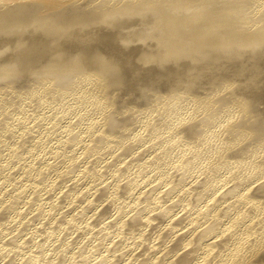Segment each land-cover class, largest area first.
Wrapping results in <instances>:
<instances>
[{
	"label": "bare ground",
	"instance_id": "bare-ground-1",
	"mask_svg": "<svg viewBox=\"0 0 264 264\" xmlns=\"http://www.w3.org/2000/svg\"><path fill=\"white\" fill-rule=\"evenodd\" d=\"M29 80L32 82L36 80L33 83L35 85H37V86H34V88L36 87V89H39L38 92H36L37 97H38V93L41 89L44 92L52 89V87H54V89H55V86L59 85L62 81H64L65 87L62 91H63L65 97H67V95H70L71 93H74V92L76 94L81 95V97H82V95H84V97L85 96L87 97L85 100H84V98H82L80 100L77 97H74V95H72V97H73L72 100L74 98H77L75 100L76 101L75 103H77L78 100H80V101L83 100V101H85V103H80L81 106H83L82 104H84V105H86L87 108H89V110L91 109L90 114H89V110H87V108L85 107V110H87L88 114L90 115L89 119H87L88 116L86 117V119L89 122H93V123L97 122V123L93 124V123H88L87 121L84 120L85 122H83V123H88L91 125L92 124L98 125V129H97L98 133L102 131L101 129H105V130L107 129L106 131H108V132L110 131L109 136H111V134L114 136L115 135L117 136L118 134L121 133L119 135V137H121V139L126 137L125 142L132 141L133 139L134 140L138 139L140 135L143 137L142 133L140 134L139 131H137V129H140L141 127H139V126L136 127L137 125L134 126L135 124H133V121L136 120V118L138 117V114L140 113L137 110V107L139 109L140 106L134 107L132 109L133 105L129 106L128 102L130 103V101L127 98V101H128L127 102L125 100L126 99L125 97H127V96L129 97V95H133V96H136V98H135L136 101L140 98V103L142 102V99L146 102L148 101V103H149V101L152 103L151 100H154V97H155V99H158L157 95L160 92H158L157 95L152 96V94L153 93L156 94V92L158 90L161 91L163 88H169V90L171 88L172 89L171 91H173L174 89L175 90H177V89L181 90L179 92L177 91L178 92L177 94H180V95H178V98H180L181 94H183V93L185 94V97L188 98L187 99L184 97V95H182L183 98L187 99L183 103L184 111L181 110L182 112L177 113L178 109L180 111V107L178 109L176 108L177 112H174L176 114L174 116H172L171 119L168 118L170 121H167V120L164 121V119L167 116H165V118L163 120L160 118L157 119V120L160 119L161 120L160 122L164 121L165 123H168L167 125H163L165 127L162 129V131H165V132L167 131L166 134L169 135L168 136L169 139H171L173 142L172 153L169 154L168 157L165 156L166 158L164 156H161V157H163L162 159L165 158L166 162H169V164L172 166V167L169 166L170 168H173V165L180 166L179 163L181 164L183 162V159L187 158V157L184 158V156L187 155V152H189L190 149H192V150H190V152L191 151L195 152V149H193V148L197 147V145L199 146L203 142L202 140H201L202 142H200V139H198L199 142L197 141V139L195 140V138H196L195 135L200 133L201 131H203L208 126L210 129L208 130V132L203 134L204 142L208 144L207 149L203 148V149H205V153L202 154L204 152L203 151L200 154V151L203 150V149H201L202 147H205L207 145H204V146L201 145L202 147L199 146L201 149L198 151L199 153L196 152L197 157H195V159L190 158L188 160V162L186 161L187 163H184L188 166L187 167L188 170L191 167L193 169L194 167L200 166V167L204 168V170H202V171H205V170H207V168H208L207 166H209V164L213 161V159H216L217 157L220 159V162H218V163L220 164L221 167H217V169H216L217 170L216 173H218V172L220 173V176H221L220 181H217V178H216L217 175H216L215 178H216L217 182L214 179V181H212L210 183L208 182L209 184L208 183L205 184V182H200V183L198 182L197 184L194 183L195 184V185L193 184L195 186L194 192H193V190L192 191L189 190V188H191V187H188V185L186 187L190 191L189 196L187 198L188 202H190L192 200H196L195 198H205V195L210 188H213V189L216 188V190H220L217 188H221V187L223 188L222 184H227L230 181L231 177L233 176V175L231 176V174H232L231 169H233V167H235L234 164H236V162L239 161V163H240L241 159H243V158L245 160L247 159L246 162H244V159H243V162L247 163V166L249 168H251V170H253L252 168L256 169V166L258 169V166L260 165L261 161L263 160V159L262 160L259 159L258 156H259L260 152L263 151V153H264V0H0V85H3L0 87V89L2 87L9 86L10 84H13V83L20 84L19 82H22V83L26 84V82H28ZM36 82H39V83L36 84ZM33 83L31 84V82H30L31 85H33ZM67 83L68 84L70 83L71 87H72V84L77 85V83H78L81 85H78L77 88H73V89L71 88V90H69V88H67V86H68ZM13 85H15V84H13ZM21 85H23V84H21ZM21 85H19L18 88L16 86V88L19 89L21 87ZM26 85H25V87H26ZM64 85L62 84V86H64ZM125 85H126V87H125V89H123ZM10 87L12 89L13 86L11 85ZM22 87H23V90H25L24 86H22ZM74 87H76V86H74ZM16 88L14 89L15 90L14 92L17 91ZM31 88L32 87L28 86V89H31ZM194 89H195V91H194ZM197 89L200 90L201 92L199 93V91H197ZM206 89L209 90L208 93L205 92V91H207ZM2 90H3V88H2ZM5 90L7 91L8 89L5 88ZM23 90L21 92L25 93V91H23ZM56 90H54V91L56 93L58 92V94L60 93L59 91H61V90H59V88L57 91ZM114 90L120 91L121 97H120V95H119V97H117V95L120 92H117V95H116L115 94L116 92H114ZM203 90H205V91L203 92ZM12 91L13 90H11V91L9 90L7 93L12 92ZM35 91H37V90H33L32 92L31 91L30 92L33 95V94H35ZM54 91H53V94H54ZM153 91H156V92H153ZM196 91L198 93H195ZM2 92H4V90ZM17 92L19 93V91H17ZM47 92H50V91H47ZM51 92H50V94H51ZM31 93H30V95H31ZM201 93H202V96H201ZM25 94L27 95V93H25ZM114 94H115V96H114ZM190 94L192 96H190ZM2 95H3V93H2ZM52 95H51V97H52ZM188 95H189V97H188ZM138 96H139V98L137 99ZM5 97H6V95H5ZM23 97H25V95H23ZM27 97H28V95H27ZM33 97H34V95H33ZM43 97H44V95H43ZM55 97H56V95H54V97H52V98L56 99ZM70 97H71V95H70ZM164 97H165V95H164ZM164 97H161V98H164ZM170 97L173 98L174 102L175 101L179 102L180 100H182V101L184 100L182 97H181L182 99H180L179 101L174 100V98L176 97L175 93L173 94V96H170ZM14 98H17V97H15V95H14ZM57 98H58V95H57ZM62 98L63 97H61L60 99L62 100ZM178 98H175V99H178ZM29 99H30V97H29ZM36 99H35V101H36ZM41 99H43V98H40V100ZM165 99H166V97H165ZM189 99H192V100L189 101ZM56 100L59 101L58 99H56ZM61 100L59 102H62ZM66 100H67V98H66ZM224 100L227 101V103L229 102L228 105H227V103L224 104V105H226L225 106L226 108L227 107L231 108V109H227L228 111L225 112L222 109H220V107L218 109H213L215 111L210 109L212 107H208L207 109H210V110H208L207 112L205 111L206 110L205 108L207 106H211V104L213 106V104L215 105V104H217V102L224 101ZM233 100H234V102L230 103ZM26 101L28 102V100H26ZM124 101H126V102H124ZM168 101H169V99H168ZM182 101H180V102H182ZM187 101H188V103H187ZM198 101H199V104H197ZM27 102H26V105H28ZM32 102H33V100H32ZM65 102H68V101H65ZM170 102H171V100H170ZM12 103H14V102H12ZM55 103L57 104V102H55V100H54V104ZM69 103H71V102H69ZM78 103L76 105L80 106V104H78ZM151 103H150V105H151ZM160 103H158V104H160ZM169 103H167V104H169ZM60 104H62V103H60ZM68 104H67V106H68ZM73 104H74V102L72 103V105ZM142 104H144V103L142 102ZM142 104H141V108H144L146 103L144 104L143 107H142ZM173 104L171 103L172 107H173ZM23 105H25V104L23 103ZM137 105H139V103ZM162 105L160 107L159 106L158 107L163 108ZM42 106H44V105H42ZM57 106H58V104H57ZM62 106H63V104L59 107L64 108ZM74 106H75V104H74ZM79 106H78V108L80 109L81 107H79ZM218 106H221V105L220 104L217 106L215 105V108H217ZM174 107H175V105H174ZM22 108H24V106ZM61 108H60V111H62ZM69 108H71V106ZM82 108L84 110V107H82ZM156 108H154V109H156ZM221 108H224V107H221ZM7 110H8V108H7ZM26 110H28V109H26ZM55 110L56 109H54V111ZM71 110L69 111V113L71 112ZM76 110H78V109H76ZM140 110H142V109H140ZM143 110H146V109L144 108ZM149 110H150V107L148 108V111ZM167 110L169 111V108H167L165 111H167ZM65 111L68 112V110H65ZM78 111H80V110H78ZM13 112H11V113H13ZM143 112L145 114V111H143ZM143 112H141V113H143ZM147 112H146V114H147ZM153 112L154 111H152V113ZM160 112H162V111L160 110ZM1 113H2V111H1ZM75 113H78V112H75ZM83 113H80V115L81 114L83 115ZM154 113H156V112H154ZM58 114H60V113H58ZM144 114H142V115H144ZM169 114H170V112H169ZM216 114H217V117L215 118L216 119V122H215L213 120H215L214 117L216 116ZM17 115H18V113H17ZM41 115H38V116H41ZM163 115H165V114H162V117L161 116H159V117L163 118ZM18 117H20V116H18ZM3 118H5V117H3ZM7 118L8 117H6V119ZM11 118H9V119H11ZM65 118H66V116H65ZM74 118H73V120H74ZM83 118H85V117H83ZM153 118H152V116H150V119H153ZM6 119H4V120H6ZM18 119L15 118L14 121L18 120ZM66 120H64V121L66 122ZM7 121L9 122L8 119H7ZM14 121H13V123H14ZM18 121H19V123H21L20 119ZM18 121H16V122L18 123ZM26 121H28V120H26ZM75 121H76V119H75ZM78 121L80 122V120H78ZM212 121L215 123L213 124ZM42 122H43V120H42ZM79 122L77 123V125H80ZM164 122H162V123H164ZM69 123H71V121ZM1 124H2V122H1ZM1 124H0V126H1ZM4 124L6 125L5 121H4ZM59 124H61V123H59ZM71 124H72L71 125V127H72L75 123L73 122ZM150 124H151V121H150ZM62 125H65V124H62ZM142 125L144 126V124H142ZM11 126H12V123H10V129L12 128ZM59 126L57 127V130H58ZM3 127H6V126L2 125V127H0V128L2 129ZM7 127H9V125ZM7 127H6V129H7ZM61 127H63V126H61ZM64 127L66 128V126H64ZM87 127H88V125H87ZM89 127H91V126H89ZM151 127L153 128V126H150V129H151ZM70 128L68 127V130ZM145 128H146V126H145ZM1 129H0V133H2ZM12 129L16 130L15 128H12ZM21 129H23V128H21ZM35 129H38V128H35ZM45 129L47 131L48 127ZM50 129H48V130L50 131ZM55 129H56V126H55ZM75 129H78V126ZM99 129H100V131H99ZM23 130H25V129H23ZM64 130L66 131L67 129H64ZM2 131H4V128ZM18 131H19V129H18ZM27 131H25V133ZM51 131H54V130H51ZM71 131H72V128H71ZM94 131L95 130H93V132L91 130L88 131V133L90 132L89 133L90 136L88 135V133L86 131L84 133L85 134L87 133V135L89 137H91V139L95 137L94 136L95 134H97V137H100V139L102 138L101 140H103V138H105V136L107 137V135L105 133H102L104 131H102L101 134H99V136H98V133H95ZM140 131H142V130H140ZM4 132L2 134H4ZM15 132H17V130ZM15 132L13 131L11 133H13L14 136L17 133H19V132H17V133H15ZM21 132L22 131H20V133ZM59 132H60V130H59ZM78 132L80 133V129H78ZM108 132H106V133H108ZM143 132H145V131H143ZM149 132H151V130ZM158 132H159V130H158ZM40 133L38 135L37 134L36 135L42 136V133L41 134ZM60 133H63V132H60ZM122 133L125 134L124 135L125 137H122L123 136ZM155 133H157V132H155ZM46 134H47V132H46ZM58 134L59 133H57L56 136ZM65 134H66V132H65ZM65 134H63V135H65ZM68 134L69 133H67L66 135H68ZM137 134H138V137H133V136H136ZM146 134H145V136H146ZM152 134H153V132H152ZM71 135L74 136L73 134H71ZM75 135L77 136L78 134H75ZM79 135H81V134H79ZM147 135L149 136L150 133ZM164 135H165V133H164ZM167 135H166V137H167ZM12 136L10 137V139L12 138ZM27 136H28V134H27ZM72 136H71V138H72ZM148 136H146V137H148ZM155 136H153V137H155ZM2 137H3V139H4V137L8 138L6 136V134L2 135ZM2 137H1V139H2ZM33 137H35V135H33ZM65 137L66 136H64V138ZM131 137H133V139H131ZM149 137L151 138L152 136H149ZM168 137L166 139H168ZM25 138L27 139V137H25ZM25 138L22 137V139H23L22 142H24V143H25V141H24ZM36 138H38V137H36ZM68 138L71 139L69 136L67 137V139ZM76 138L77 137H75L74 140ZM81 138L79 139V141L81 140ZM111 138H113V137L111 136ZM114 138H116V137H114ZM128 138H130L131 140ZM3 139H2V141H3ZM14 139L15 138H13L11 140H14ZM20 139H21V137H20ZM42 139H44V138H42ZM42 139H40V140H42ZM67 139H65V140H67ZM98 139L99 138H97V140ZM107 139L109 140V137ZM117 139H118V141L121 140L120 138H117ZM7 140H9V139H7ZM49 140H50V138H49ZM74 140H72L71 144H75V143H73ZM93 140L94 139H92V141ZM101 140H99V141L101 142ZM104 140H106V139H104ZM122 140H121V145H124ZM134 140L132 142L133 145H134ZM158 140H160V139H158ZM158 140H155V141L157 142ZM15 141H16V139H15ZM54 141H55V143L57 142L56 140H54ZM75 141H76V143L79 142L78 140H75ZM136 141H135V144H136ZM140 141H141V139H140ZM33 142L35 143L36 140ZM40 142L37 144L40 145ZM42 142H45V141L42 140ZM69 142H67V143H69ZM80 142H81V146H84L85 150H87L89 148L91 149L93 147L95 148V146H93L94 144H96L95 142H94V144L92 142L93 145L91 144L93 147L89 146V148L87 147V149L85 146H87L90 143L89 140L87 141L88 144L86 142L83 143L84 140H83V142L82 141H80ZM100 142L98 144H100ZM11 143H14V142H11ZM50 143H51V141H49V144ZM63 143L64 142H61V144H63ZM82 143L87 144V145H82ZM119 143H120V141H119ZM119 143H118V145H119ZM164 143L163 142L158 143V145L159 144L163 145ZM237 143H238V145L236 147ZM254 143L256 144L255 147H251L252 144H254ZM2 144H4V143H2ZM5 144H7V143H5ZM26 144H27V142H26ZM42 144L43 143H41V145ZM56 144H58V143H56ZM56 144L54 145V147L56 146ZM61 144H60V147H61ZM170 144H171V142H170ZM31 145H33V144H31ZM51 145H53V143ZM106 145H105V149H106ZM121 145H120V147H121ZM128 145H129V143L127 144V147H128ZM7 146H8V144H7ZM19 146H20V144H19ZM98 146H97L96 150L98 149ZM100 146H102V145H100ZM130 146L131 145H129V147ZM16 147H14V148H16ZM60 147H58V148H60ZM77 147H78V144L76 145L75 152L77 150ZM103 147H104V143H103ZM107 147H108V145H107ZM122 147H124V146H122ZM134 147H136V146H134ZM134 147L132 148L133 150H134ZM138 147H139V145H138ZM11 148H13V147H11ZM41 148H42V152H43L44 149H43V147H41ZM94 148L91 150H94ZM125 148H126V145H125ZM131 148H130V150H131ZM161 148L163 149V147H161ZM51 149L52 148H50V150ZM67 149H69V148H67ZM144 149H146V148H144ZM20 150H21V148H20ZM25 150H27V149H25ZM36 150L37 149H35V151ZM50 150H48V151H50ZM57 150H55V152ZM85 150H83V151H85ZM248 150H250V154H247V152H249ZM71 151H73V150H71ZM95 151H93V152H95ZM97 151H99V149ZM101 151H99V152L101 153ZM103 151H104V149H103ZM107 151H108V149H106V152ZM112 151H114V148ZM3 152H5V151H3ZM17 152H19L18 149H17ZM17 152L14 151V153H16V154H17ZM25 152H27V151H25ZM38 152H39V150H38ZM44 152H46V151H44ZM75 152H73V153H75ZM78 152H81V150ZM85 152L87 153L86 155L88 157L92 153L91 152L88 155L89 152H87V151H85ZM99 152H98V154L96 153L97 156L98 155L102 156L103 153L99 154ZM143 152H145V151L143 150ZM159 152L160 151L158 148V153ZM31 153H32V150H31ZM33 153L35 154V152H33ZM46 153H48V152H46ZM62 153H64V152H62ZM65 153L68 154L67 152H65ZM116 153H115V155L118 156L119 154L118 153L116 154ZM158 153H155V158H156V155ZM161 153H163V152H161ZM193 153H191V154H193ZM2 154H4V153H2ZM51 154H49V155H51ZM107 154H110L111 157L113 155L109 152H107ZM70 155L73 156L74 154H70ZM86 155H85V157H86ZM106 155L103 158H106ZM146 155L144 156L145 158H147ZM165 155H167V154H165ZM193 155H195V153ZM260 155H262V154H260ZM0 156H2V155H0ZM68 156H69V154H68ZM101 156H99V160H100ZM75 157H76V155H75ZM83 157H82V159H83ZM85 157H84V159H85ZM113 157H114V155H113ZM121 157H122V153H121ZM149 157L151 158V156H149ZM159 157H157V158H159ZM188 157H190V156H188ZM7 158H8V156H7ZM48 158H50V157H48ZM69 158H71V157H69ZM69 158H67V159H69ZM78 158H80V156ZM78 158L76 157L77 160H78ZM116 158H115V160L112 158L115 161V163L113 162L114 164H116V160L118 159V158L117 159ZM145 158H144V160H145ZM150 158H149L148 164H150ZM152 158H151V160H153ZM11 159H13V156ZM76 159H73V160H76ZM159 159H161V158H159ZM79 160H81V159H79ZM161 160H159V161H161ZM218 160H216V161H218ZM36 161H38V160L36 159ZM71 161L69 163H72ZM121 161H123V160H121ZM146 161L148 162V160H146ZM12 162H14V161H12ZM47 162H48V160H47ZM55 162H56V160H55ZM87 162H89V161H87ZM137 162L140 163V161H137ZM152 162L156 163L157 161L155 162L153 160ZM6 163H7V165H9L8 162H6ZM154 163H153V166H154ZM59 164L61 165V163H59ZM121 164H122V162H121ZM148 164H147V166L145 164V166L147 168H148V166H151ZM163 164L161 165V167L163 166ZM7 165H4V167L5 166L7 167ZM67 165H70V164L67 163ZM67 165L65 168H67ZM83 165H84V163H83ZM100 165H102V164H100ZM141 165L143 166L144 164H141ZM158 165H160V164H158ZM30 166H32V164ZM45 166H46V164H45ZM57 166H59V165H57ZM84 166L88 167V169H89L88 165L85 164ZM123 166H124V164H123ZM123 166H121V165L119 166L120 170H121V167H123ZM145 166H143V167L145 168ZM241 166H244V164L242 163ZM34 167H36V165ZM40 167L42 168V166H40ZM46 167H48V165ZM46 167H44L42 169H46ZM55 167L53 169H55ZM79 167H81V166H79ZM96 167H97V165H96ZM155 167L157 168V166H155ZM182 167H183V165L181 166V168ZM240 167H237V168H239V170L242 171V169H240ZM244 167H246V166H244ZM261 167H264V166L261 165ZM65 168H64V170H62V172L60 174H62L65 171ZM68 168H70V167H68ZM185 168H186V166H185ZM187 168L185 169L186 171H187ZM211 168H209V169H211ZM7 169H9V168H7ZM58 169H60V166ZM74 169H76V168H74ZM83 169H87V168H83ZM136 169H137V167H136ZM245 169H247V168H245ZM71 170H69L70 172L67 170V172H69V174H71ZM91 170H93V169H91ZM94 170H95V168H94ZM96 170H97V168H96ZM149 170H151V169H149ZM12 171H14V170L12 169ZM47 171H49V170H47ZM84 171L87 172V170H84ZM152 171H151V173H152ZM154 171L156 172L157 170H154ZM154 171H153V173H154ZM161 171L159 173L163 172V171L162 172ZM165 171H167L166 168H165ZM192 171H190V172H192ZM202 171H201V173H202ZM253 171H255V170H253ZM8 172H9V170H8ZM80 172H81V170L79 171V173ZM167 172H169V171H167ZM167 172H166V174H167ZM172 172H174V171H172ZM190 172H189V174H190ZM205 172H207V171H205ZM30 173H31V171H30ZM58 173H59V171H58ZM72 173H74V172L72 171ZM79 173H77V174H79ZM177 173L175 175H178ZM238 173H240V171H238ZM255 173H257V175L255 174L256 176L252 180L248 181L247 184H245L246 186L244 187V189H242L241 192L239 193V195L234 197L233 200L230 197V193L233 192V189L235 187L238 188V186L242 182L245 183L246 181L244 182V180H247V178H245V176H241L240 174H236V176L237 175H240V176H238L236 182L233 183V185L231 186L232 188L227 189L226 192H223L222 195L220 193H218L222 196V199L224 198L223 200L221 199L222 201L220 200V198H219L220 202H216V203L211 200L214 196L217 195L218 191H216V190H215L216 193L210 192L208 194V196L206 195L207 198H205L206 200L202 202L203 205L204 204L206 205L208 203L213 202L212 203L213 206L208 210L209 214H208L207 220L205 218L203 220L202 219L197 220V219H199L197 217V215H199V212L195 216L192 214L193 212L192 213L189 212L193 216V217L190 216V217H192L190 219V221L188 219H186L187 217L186 218L184 217L185 215L183 212L182 213L184 216H182V214H180V216H176L178 210L174 213L172 212V210L176 209V207H179V205L178 206H177V204L171 205L170 204L171 200H169L170 197H169V199H168V197H166V199L169 200L168 201L169 205H167L168 204L167 203L166 204L167 206L163 205L167 201L166 202L164 201L165 203H162L163 201L161 202L159 200L162 203L163 207L158 209V207H160L161 204L157 203V205H155V207H153L156 210H153V208L148 210L146 207L147 211L146 210L144 211V210L140 209L141 207H139L138 209H140V210L134 212L133 214L130 212L132 214V216L129 215L130 218H128L129 216H127L126 219H124L126 217L125 213H127V215H128V212L121 213L123 215L125 214L124 215L125 217L123 216V219H122V220H124V223L120 221L123 224V227H126L128 223H129L128 227H130L131 224H133L134 228L136 230V234L142 233L141 231H143L144 228H146V227H142V225H144L143 224L144 222H149L148 221L149 219H151V221H152V219H155L159 216H162L163 218L165 216L166 217L169 216L168 222L172 223L173 221H175L174 223H176V224H174V227H172L173 224H171L170 228L165 227L166 224H168V222L166 221L167 223L165 224L164 227L166 229L168 228V231L163 227L165 231H163V229H162L163 232L160 231L159 233H157L158 238L159 237L162 238L159 235L162 233L165 235H172V237H170V238L166 237V239L156 240L157 242H156V244L154 243V247H151L153 245V243H151L153 240L152 241L148 240V241H150L149 245H151V246L143 245V246H145V248H143V249H145L144 250L145 253L142 252L143 249H141L143 246H141V248H139L140 250H142L140 253L139 249H137L139 247V245H137L135 247L133 245L134 243H132V245H133V247H135V249L131 248L132 247L131 245H130L131 247L130 248L127 247L126 250H123L124 248L121 249L123 251L119 252V255L122 258H120L119 260L116 258L118 262L116 261L117 263H111V264H264V216H262V214H261V212L264 211V197H263L264 195H261L260 198H257L259 196V194H264V179L261 181L259 180V182L256 184V186H254L255 180L264 176V168L258 170L257 172L255 171ZM6 174H8V173H6ZM21 174H23V173H21ZM54 174H56V173H54ZM108 174H110L109 171H108ZM148 174L150 175V172ZM162 174H164V173H162ZM192 174L193 173H191V175ZM234 174H235V172H234ZM242 174L244 175V173H242ZM32 175H34V174H32ZM72 175H71V178H72ZM74 175H73V177H74ZM53 176H55V175H53ZM159 176H161V175H158V178H159ZM172 176H173V174H172ZM204 176H203V178H204ZM211 176H210V178H211ZM14 177H16V176H14ZM14 177H12V178H14ZM33 177H30V178H33ZM40 177H42V176H40V174H39L38 179H40ZM122 177H123V175H122ZM136 177H137L136 175L133 177V181L134 180L136 181ZM164 177H166V175ZM167 177H169V176H167ZM174 177H175V179L176 178L179 179V175L177 177L176 176H174ZM174 177H173V179H174ZM6 178H9V175L6 176ZM25 178H26V176L24 177V179ZM51 178L52 177H50L49 179H51ZM71 178H70V180H71ZM74 178H76V177H74ZM118 178L119 177H117V179ZM188 178H189V176H188ZM194 178H196V176H194ZM207 178H209V177H207ZM207 178L205 177V179H207ZM232 178H234V177H232ZM0 179H2V178H0ZM16 179L20 180V178H17V177H16ZM33 179H29V180H33ZM108 179H110V178L108 177ZM173 179L171 180L172 182L174 181ZM200 179H202V178L200 177ZM11 180H13V179H11ZM43 180L44 179H42L41 181L43 182ZM54 180H53V182H54ZM59 180H61V179H59ZM76 180H77V178H76ZM27 181H28V179H27ZM45 181L47 182V179ZM71 181H73V180H71ZM71 181H69V182H71ZM109 181L111 182V180H109ZM179 181H180V179L178 180V182ZM32 182H34V181H32ZM73 182H75V181H73ZM84 182H86V180ZM108 182L106 184L109 185L110 182L109 183ZM19 183H21V182H19ZM19 183L17 181L16 186H18ZM43 183L41 185H43ZM123 183L124 182L123 181L121 182V179L119 181H116V183L114 185L115 189L113 190L112 194L114 193V191H116V188L117 189L119 188L117 190V191H119L122 189V188L120 189V187H122V186L124 187V185L125 186L127 185L126 183L125 184H123ZM131 183H132V180L129 184H131ZM169 183L170 182L168 181L167 184H169ZM176 183L173 182L174 185H176ZM36 184L38 185V183H36ZM47 184H45V185L48 188ZM54 184L56 185V183H54ZM81 184L83 185V183H81ZM134 184H135V182L132 185H134ZM159 184L161 185V183H159ZM159 184H156V185H159ZM186 184H188V182ZM75 185H77V184H75ZM82 185L79 184V188ZM108 185H105V188H106V186L108 187ZM163 185H165V184H163ZM180 185H182V184H180ZM129 186H128V189H129ZM137 186H139V185H137ZM137 186L134 185L135 189L137 188ZM18 187H20V186H18ZM42 187H44V185ZM75 187H73V188H75ZM109 187L111 188V185H109ZM178 187H176V189ZM21 188L22 187H20V189ZM50 188H51V186H50ZM68 188H70V187H68ZM73 188H71V189H73ZM130 188H131V186H130ZM151 188L152 187H149V189H151ZM157 188L158 187H156V189ZM179 188H181V186ZM179 188H178V190H179ZM192 188H193V186H192ZM38 189H40V188H38ZM71 189H70V191H71ZM162 189H164V187ZM174 189H175V187H174ZM23 190H25V187L23 188ZM26 190H28V189L26 188ZM43 190H44V188H43ZM94 190H95V188H94ZM110 190H112V189H109V193H110ZM154 190L152 189V191H154ZM222 190L219 192H222ZM56 191H57V188H56ZM56 191H55V193H56ZM63 191H65V190H63ZM107 191H108V189H107ZM107 191H105V192H107ZM132 191L133 190H131V193H132ZM137 191H139V190L136 189V192ZM143 191H142V193H145ZM164 191L165 190H163L162 192L164 193ZM168 191L170 192V191H172V189H170V190L168 189ZM9 192H8V194H9ZM72 192L73 191H71V194H73ZM74 192H75V190H74ZM105 192H104V194H105ZM119 192H117V193H119ZM121 192H123V191L121 190ZM147 192H148V190H147ZM181 192H182V190H181ZM17 193H18V191H17ZM154 193H156V192H154ZM154 193H152V194H154ZM186 193H187V191H186ZM13 194L14 193H12V195ZM27 194H29V192H27ZM43 194H45V193H43ZM69 194H70V192H69ZM122 194H124V192ZM149 194H147V195H149ZM160 194L161 193H158L157 195L160 196ZM169 194H167V195H169ZM232 194L233 193H231V196H232ZM67 195H65V196H67ZM136 195L137 194H135V196ZM142 195H144V194H142ZM177 195H178V193H177ZM184 195H185V193H184ZM31 196H33V194ZM44 196L45 195H43V197ZM65 196H63V197H65ZM138 196H140V195H138ZM150 196H151V194H150ZM153 196H151V197L153 198ZM182 196H183V194H181V198H184ZM221 196H219V197H221ZM100 197H102V196H100ZM103 197L106 198L105 195ZM112 197H113V195H112ZM142 197L144 198L145 196H142ZM176 197L177 196L175 195V198ZM32 198H35V197L33 196ZM32 198L30 197V199H32ZM60 198H62V197L58 196V199L61 202L62 200ZM109 198L111 199V197H109ZM120 198H118V199L121 200ZM122 198H124V197L122 196ZM215 198H217V197H215ZM255 198H257V200H255ZM10 199H11V197H10ZM14 199L17 200V198H15V197H14ZM50 199H47V200L50 201ZM65 199L68 200V199H72V198H66L65 197ZM171 199H172V196H171ZM229 199H231V200H229ZM18 200H19V198H18ZM101 200H103V199H101ZM112 200L118 201V200H116V197L112 198ZM137 200H138V198H137ZM155 200H156V198H155ZM161 200H163V199L161 198ZM182 200H185V199H182ZM215 200H218V198ZM95 201H96V198H95ZM107 201H108V199H107ZM28 202H29V200H28ZM155 202H157V200L154 201V204H155ZM178 202H180V201H178ZM11 203H12V201H11ZM13 203H15V202L13 201ZM13 203L11 204L12 208H14ZM24 203L25 202H23V205H24ZM50 203L54 204L55 202L52 203V201H51ZM133 203H135V201ZM138 203L141 204L140 202H138ZM183 203H181V204H183ZM38 204H40V203H37V206H38ZM55 204H57V203H55ZM96 204L97 203H95L94 206ZM122 204L123 203L119 204V205H121V208L123 206ZM192 204H193V201H192ZM42 205L45 206V204H42ZM60 205H59V207H60ZM66 205H67V203H66ZM80 205H81V203H80ZM112 205H110V206H112ZM124 205L127 206V204H124ZM146 205H147V203H146ZM148 205H149V203H148ZM52 206L53 205H51V207ZM61 206H65V204L64 205L62 204ZM108 206L106 205V207H108ZM115 206H116V203H115ZM115 206L113 205L112 209ZM129 206H131V205H129ZM129 206L127 208V211L129 209ZM138 206H141V205H138ZM189 206H191V205H189ZM16 207H17V205H16ZM55 207H57V206H55ZM100 207H102V205ZM134 207H136V206H134ZM194 207H196V206L194 205ZM22 208L19 209V210H21L19 212H22V210L23 211L25 210ZM45 208H46V206H45ZM45 208H44V210H45ZM47 208L49 209V207H47ZM84 208H81V210L83 212H85ZM116 208H117V206H116ZM180 208H181V205L177 209H180ZM55 209H57V208H55ZM123 209H125V207ZM193 209H195V208H193ZM16 210H15V212H16ZM38 210H40V209H38ZM107 210H110V209H107ZM107 210L105 209L106 212H108ZM113 210L115 211V209H113ZM233 210H235V211H233ZM187 211H189V210H187ZM203 211H206V210H204V208H203ZM3 212L4 211H1L0 216H2ZM40 212H41L40 214H42V210ZM103 212H104V210H103ZM24 213H25V211H24ZM45 213H46V211H45ZM91 213H90V216L95 215V214H91ZM99 213L101 214L100 211H99ZM111 213H114V212H111ZM179 213H181V212H179ZM5 214L3 215L4 217H5ZM19 214H20V216H22L21 213H19ZM25 214H27V213H25ZM56 214H58V213L56 212ZM102 214H104V213H102ZM105 214H107V213H105ZM115 214H118V213H114V217H115ZM194 214H196V213H194ZM50 215L51 214H49V216ZM201 215H202V213H201ZM201 215H199V217ZM30 216H32L34 218L36 215L33 216V214L32 215L30 214ZM10 217L11 216L9 215V219H11ZM27 217H29V215ZM27 217H26V219H27ZM32 217H31V219H32ZM57 217H58V215H56V218ZM96 217H98V216H96ZM40 218H42V216ZM48 218H47V220L51 221ZM201 218H203V217H201ZM26 219H25V222L27 221L28 223L35 222V221L37 222L36 218H34L35 221H33V220L31 221V219H30V222H29V220H26ZM61 219L64 220V218H61ZM61 219L58 218V220H61ZM90 219H91V217H90ZM110 219L111 218H109L108 220H110ZM112 219H113V217H112ZM210 219H212V221L206 223ZM16 220H18V218ZM19 220H21V218ZM58 220H57V222H59ZM81 220H82V218H81ZM93 220H94V217H93L92 221ZM106 220H107V218H106ZM106 220H105V225H106ZM3 221H0V222H3ZM92 221H89V222H92ZM158 221L160 223H162L158 218L157 222L155 220L157 225L159 223ZM192 221H195V223H193ZM4 222L5 223L8 222L10 224L11 221H4ZM19 222H21V221H19ZM23 222H24V220H23ZM44 222H46V221H44ZM117 222H118V220H117ZM155 222H153V224ZM191 222L193 224L188 226V224ZM53 223H55V221ZM61 223H59V225ZM81 223L82 222H80V224ZM116 223L114 225L118 226L119 224L117 225ZM75 224H72V225L75 226ZM78 224H79V222H78ZM107 224H109V223H107ZM140 224H142L141 227L143 229L136 227L137 225L140 227ZM156 224H154V225H156ZM22 225H23V223H22ZM68 225H70V224H68ZM81 225H78V226H81ZM133 225H132V227H133ZM112 226H113V224H112ZM112 226L110 224V227H112ZM147 226H149V225H147ZM70 227L73 228V226H70ZM132 227H130V228H132ZM157 227L159 228L160 226H157ZM65 228H66V226H65ZM87 228H89V226ZM130 228H129V230H130ZM92 229H94V228H92ZM118 229H120V228H118ZM118 229L116 227V229H114L113 231H115V230L118 231ZM54 230L55 229H53V231ZM85 230H87V229H85ZM102 230L103 229H101V231ZM120 230H119V233H120ZM154 230H156V229H154ZM21 231H23V230H20V233L18 231V233H19L18 235H20L22 233ZM103 231H105V230H103ZM144 231H148V229L144 230ZM166 231H167V233H166ZM12 232L14 234H16L14 231H12ZM31 232H33V231H31ZM60 232H62V231H60ZM91 232L92 231L90 230V233ZM93 232L97 233L96 230H93ZM124 232L126 234V231H124ZM124 232H123V235H124ZM8 233H11V232L8 231ZM13 233H11V234H13ZM39 233H37V234H39ZM98 233H99V231H98ZM113 233H115V232H113ZM116 233H118V232H116ZM23 234H25V233L23 232ZM83 234H85V233H83ZM130 234H133L132 231ZM147 234H148V232L146 233V235ZM117 235H119V234H117ZM123 235H122V237L121 236L120 237L121 238L126 237V235L125 236H123ZM143 235L140 234V236H143ZM152 235H154V233L153 234L151 233V236ZM54 236H56V235H54ZM57 236H58V234H57ZM110 236H112V238H113V234ZM12 237H14V236H12ZM93 237H94V235H93ZM99 237H101V236L99 235ZM137 237H139V236L137 235ZM15 238H17V236ZM121 238H118V239L120 240ZM126 238H124V239H126ZM140 238H142V237H140ZM148 238H149V236H148ZM153 238H154V236H153ZM22 239H26V238H22ZM33 239H35V238H33ZM131 239H133V238H131ZM146 239H147V237H146ZM85 240H87V239H85ZM94 240H95L94 242H96V239H94ZM114 240L115 239H113L111 242H109L108 246L105 244L106 247H109L108 250L106 249V252L101 251L99 253L95 252L94 250H91L93 248H91V247L89 248V247L84 246V245H83L84 247L80 246V248L77 247L74 249H73V247L76 244L73 247H71L69 245L71 248L69 247L66 249V252L63 253L64 256H62V258L68 257V259H70L72 262L75 261V263H73V264H76V260L79 261V259L86 260V262L87 261H95V262L98 261L99 264H100V262H102L103 264L105 262L107 263L105 258H109V256L112 259L114 258V257H112L113 256V253H111L112 251L111 252L109 251V250L113 249V248H111V245H114L116 243V241H115V243H113ZM138 240L139 239L137 238V242H138ZM22 241H24V240H22ZM106 241L107 240H105V243H107ZM125 241L126 240L118 241V243H117L118 245L115 244V246L117 245L115 247V251L119 248V246L123 245ZM134 241H136V240H134ZM53 242H54V240H53ZM70 242H73V241H70ZM137 242H135V244ZM141 242H142V240H141ZM159 243L161 245L157 246V244H159ZM4 244H5V242H4ZM142 244H144V243H142ZM96 246H98V245H96ZM123 246L125 247V245H123ZM123 246H121L120 248H122ZM126 246H127V244H126ZM155 246H157V247H155ZM46 248H48V246ZM151 248H153L152 249L153 253H151V251H150ZM48 249H46V250H48ZM148 249H150V250H148ZM27 250H29V249H27ZM132 250L135 251L136 255H134L135 253H131ZM43 251H45V249ZM117 251H119V250H117ZM136 251L139 253H137ZM147 251H150V252H147ZM107 252H110L111 254L105 255ZM122 253H123V255H122ZM25 254H27V253L25 252ZM145 254H147V255H145ZM115 255H117V252ZM37 256H38V253H37ZM6 257H8V256H6ZM51 257H53V256H51ZM59 257L60 256H58L56 259H58ZM19 258H23V257H19ZM35 258H36V256H35ZM16 260H17V258H16ZM53 260L54 259H52L50 261H53ZM113 260L115 261V259H113ZM2 261H4V260H2ZM22 261L24 262V260H22ZM55 261H54V263H55ZM65 261H67V259ZM114 261H111V262H114ZM62 262H63V260H62ZM82 262H84V261H82ZM108 262H110V261H108ZM14 263L18 264V262H14ZM20 263H21V261H19V264ZM78 263H80V262H78ZM58 264H60V263H58ZM63 264H65V262ZM90 264H92V263H90ZM107 264H109V263H107Z\"/></svg>",
	"mask_w": 264,
	"mask_h": 264
},
{
	"label": "rangeland",
	"instance_id": "rangeland-1",
	"mask_svg": "<svg viewBox=\"0 0 264 264\" xmlns=\"http://www.w3.org/2000/svg\"><path fill=\"white\" fill-rule=\"evenodd\" d=\"M26 81V80H25ZM30 81V80H29ZM26 82V84L25 83H22V82H19L20 84H18V83H13V84H15V85H13V84H10L9 86H6V87H2L3 88V90H4V92H2L3 90H2V88L0 89V110L2 111V113H1V111H0V124H1V122H2V124H1V126L0 127H2V125L3 126H8L9 125V127H7V129H6V127H3L4 128V131H2L3 130V128L1 129V132L3 133L4 132V134H2V133H0V155H4L3 157L2 156H0V178H2V179H0V210L1 211H4L3 213H2V216L5 214V217L3 216H0V221H3L4 219V221H11L10 222V224L8 223V222H0V264H17V263H14V262H18V264H19V261H21V263L20 264H58V263H60V264H63L64 262H65V264L67 263V264H73V263H75V261H71L70 259H68V257H63L62 258V256H64V254L63 253H65L66 252V249L67 248H69L70 246L71 247H73L75 244L77 245H75L74 247H73V249L74 248H80V246L82 247L83 245L84 246H87V247H91V248H93V249H91V250H94L95 252H97V253H99V252H101V251H103V252H106V249L108 250V248L109 247H106L105 246V244L108 246L109 245V242H111L113 239H115L114 240V242L113 243H115V241H116V243L115 244H117L118 243V241H123V240H126L125 242H124V244L123 245H125V247L123 246V245H121V246H123L122 248H120L121 246H119V248L117 249V250H119V251H115V247L118 245H116L115 246V244L114 245H111V248H113V249H111V250H109L111 253H113V256L112 257H114L113 259H115V261L109 256V258H105L106 259V261H107V263H109V264H111V263H117L118 261H117V259L119 260L120 258H122V257H120V255H119V252H121V251H123V250H126L127 249V247H131V248H134L135 249V247L137 246V245H139V247L137 248V249H139V248H141V246H143V245H145V246H148L149 245V243H150V241H152L151 243H153V245L151 246V245H149V246H151V247H154V243L156 244V240H162V239H166V237L167 238H170V237H172V235H165V234H159L162 238H158V234L157 233H159L160 231H162V229H163V231H165L164 230V228L165 227H169L170 228V226H171V224H173L172 225V227H174V224H176V223H174L175 221H173L172 223L171 222H168L169 220H168V218H169V216L168 217H162V216H159V217H157V218H155V219H152V221H151V219H149L148 221L149 222H144L143 224L145 225H142V224H140V227L137 225L136 227H138V228H140V229H143L142 227H146V228H144V230H147L148 229V231H141L142 233H140V234H144L143 236H140V234H136V230H135V228H134V225L133 224H131V226L130 227H132V225H133V229L132 228H130V227H128V225H129V223L127 224V226L126 227H123V224L121 223V222H123L124 223V220H122L123 219V216L125 217L124 219H126L127 218V216H132V214L134 213V212H136V211H138V210H146L147 211V209L149 210V209H151V208H153V207H155V205H157V203L159 204H161V206L160 207H158V209L159 208H161V207H163L162 206V203H165L166 201V203L165 204H163L164 206H167V205H169V200H171L170 201V204L171 205H175V204H177V206L179 205V207H180V205H181V208L180 209H177V208H179V207H176V209H173L172 210V212L174 213V212H176L177 210V214H176V216H180V214H182V216H184L186 219H188L189 221H190V219L193 217L192 216V214L195 216V215H197V213L199 212V215H201V213H202V215L199 217V215H197V217L199 218V219H197V220H203L204 218L207 220L208 219V210L213 206L212 205V201H214L215 203L216 202H220V200L222 199V194H223V192H226V190L227 189H230V188H232L231 186L233 185V183H235L236 182V180H237V178H238V176H245V178H247V180H244V182L245 183H241L239 186H238V188L237 187H235L234 189H233V192H231V193H233L232 194V196H231V193H230V197H231V199L233 200V198L234 197H236L237 195H239V193L241 192V190L242 189H244V187L246 186L245 184H247V182L248 181H250V180H252L256 175H257V173H255V171L257 172L258 170H260V169H262V168H264V167H261V165L262 166H264V153H263V151L262 152H260V154H262V155H260L259 154V156H258V158L259 159H263L262 161H261V163H260V165L258 166V169H257V166H256V169L255 168H252L253 170H255V171H253V170H251V168H249L248 166H247V163H244V162H246L247 161V159L245 160L244 158V162H243V159H241V161H240V163H239V161L238 162H236V164H234V166L235 167H233V169H231L232 171H231V176L232 177H234V178H232L231 177V179H230V181L227 183V184H222V186H223V190L221 189V188H217V189H220V190H216V188H210L209 190H208V192L206 193V195L208 196V194L211 192V193H216V191H218L217 192V195L216 196H214L211 200V202L212 203H208V204H204L203 205V201H205L206 199L205 198H207L206 197V195H205V198H195L196 200H192L193 201V204H192V201H190V202H188V200H187V198H188V196H189V192L190 191H192L193 190V192L195 191V189H194V185L195 184H197L198 182L200 183V182H205V184L206 183H210V182H212V181H214V179H215V181H216V178H217V181H220V179H221V176H220V173L218 174V173H216L217 172V167H221L220 166V164L218 163V162H220V159L217 157L216 159H213V163L211 162L210 164H209V166H207L206 168H207V170H205V171H207V172H205V171H202V170H204V168H202V167H194L193 169H192V167L188 170V166L186 165V164H184V163H187L188 162V160L191 158V159H195V157H197V154H196V152H198L199 150H201V149H203V148H205V149H207L208 148V144L207 143H205L204 142V138H203V134L204 133H206V132H208V130L210 129L208 126L203 130V131H201L200 133H198V134H196L195 136H196V138H195V140L197 139V141H198V139H200V142H202V144H200L199 146H204V145H207V146H205V147H202L201 149H200V147L197 145V147H194L193 149H195V155H193L194 153L191 151L190 152V150H192V149H190L189 150V152H187V155H185L184 156V158H186V159H183V162L181 163L182 165H183V169L181 168V164L179 163V165L180 166H175V165H173V168H170V167H172L170 164H169V162H166L165 161V156H167L168 157V155L169 154H171L172 153V146H173V142H172V140L171 139H169V135H167L166 133H167V131L165 132V131H162V129L165 127V126H163V125H167L168 123H165L164 121L165 120H167V121H170L169 119H171V117L172 116H174L176 113H174V112H177V109L180 107V111H179V109H178V112L177 113H179V112H182L181 110H183L184 111V106H183V103H184V101H186L188 98L187 97H185V94L183 93V94H181V97H182V95H184V97L185 98H187V99H185V98H183L184 100L182 101V100H180V99H182L181 97L180 98H178V95H180V94H177L179 91H181V90H179V89H177V90H173V91H171L172 89L170 88V90H169V88H163L161 91H153V92H156V94L155 93H153L152 94V96L154 95H157V93L158 92H160L158 95H157V97H158V99H155V97H154V100H151L152 101V103L149 101V103H148V101L146 102V101H144L143 99H142V102L145 104V106H144V104H142V102L140 103V98H139V96L137 97V101H136V96H133V95H129V97L127 96V97H125L124 99L127 101V98H128V100L130 101V103L128 102V105L129 106H132V109L134 108V107H137V106H140L139 107V109H138V107H137V110L140 112L139 114H138V117L136 118V120L135 121H133V124H135L134 126H136V127H141L140 129H137V131H139V133L141 134L142 133V135H143V137L140 135L139 136V138L138 139H133V137H138V134L136 135V136H133V137H131V139H133L134 140V145H133V140L132 141H129V142H125V134L124 133H122V137H125V138H122L121 139V137H119V135L121 134H118L117 136L115 135H112L111 134V136L113 137V138H111V136H109V133H110V131L108 132V131H106L105 129H101L102 131H106V132H108V133H106L105 131L104 132H102V133H105L106 135H107V137L105 136V138H103V140L104 139H106V140H101L100 139V137H97V134H95V133H98L97 131V129H98V125H93L94 123H97V122H89L87 119H89V117H90V110H89V108H87L86 107V105H84V104H82L83 106H81V104L80 103H85V101H80L82 98H84V100L87 98L86 96L84 97V95H82V97H81V95H79V94H76L75 92V94L74 93H71L70 95H71V97H70V95H67V97H65V95H64V93H63V89H64V87H65V83H64V81H62L61 83L64 85V86H62V84L60 83L59 85H57V86H55V89H54V87H52V89H50V90H47V91H52L51 92V94H50V92H47V91H42V89L39 91V93L41 92L43 95H44V97H43V95L40 93H38V97H37V93L36 92H38V90L39 89H36V87L34 88V86H37V85H35L33 82H35V81H30L31 82V84L33 83V85H31L30 84V82ZM37 83H39V82H36V84ZM17 84V85H16ZM21 84H23V85H21ZM70 84V83H69ZM68 83H67V88H69V90H71V88L73 89V88H77V86L78 85H81V84H78L77 83V85L75 84V85H73L72 84V87H71V84L69 85ZM13 86L12 87V89H11V87L10 86ZM19 85H21V87L19 88V89H17L18 88V86ZM25 85H26V87H25ZM31 85V86H30ZM84 85V84H83ZM1 86H3V85H0V87ZM16 86H17V88H16ZM22 86H24V89L25 90H23V87ZM28 86L29 87H32L31 89H28ZM70 86V87H69ZM74 86H76V87H74ZM8 87V88H7ZM125 87H126V85L124 86V88L123 89H125ZM216 87V86H215ZM5 88L6 89H8L7 91L5 90ZM10 88V89H9ZM16 88V90L17 91H19V93L16 91V92H14L15 89ZM34 88V89H33ZM58 88H59V90H61V91H59L60 93L58 94V92L56 93L54 90H58ZM122 89V90H123ZM11 91V90H13L12 92H9V93H7L8 91ZM25 91V93H27V95H28V97H27V95L25 94V93H23V92H21V91ZM33 90H37V91H35V94H33L34 95V97H33V95H32V91ZM56 90V91H57ZM207 90V89H206ZM31 91V92H30ZM53 91H54V94H53ZM178 91V92H177ZM194 91H195V89H194ZM197 91H199V93L201 92L200 90H198L197 89ZM195 92V93H198V92ZM205 90H203V92H204ZM208 91L209 90H207V91H205V92H207L208 93ZM3 93V95H2V93ZM14 92V93H13ZM48 94H47V93ZM114 92H116L115 94L117 95V92H120V91H116V90H114ZM30 93H31V95H30ZM34 93V92H33ZM63 93V94H62ZM171 93V94H170ZM176 94V97L175 98H178V99H175L174 98V100H177V101H182V102H174L173 101V98H171L170 96H173V94ZM6 95V97H5V95ZM9 94V95H8ZM22 94V95H21ZM50 94V95H49ZM53 94V95H52ZM61 94V95H60ZM115 94H114V96H115ZM121 94V92L117 95V97H119V95ZM161 94V95H160ZM14 95H15V97H17V98H14ZM23 95H25V97H23ZM51 95H52V97H54V95H56V99H60L61 97H63L62 98V102H59V101H57L56 99H54V98H52L51 97ZM57 95H58V98H57ZM72 95H74V97H77L78 99H80V100H78L77 101V103L78 104H80V106L79 107H84V110H83V108L81 109H79L78 108V106L76 105L77 103H75L76 101V99L77 98H74L73 100H72ZM164 95H165V97H166V99H165V97H164ZM160 96V97H159ZM190 96H192L191 94H190ZM201 96H202V93H201ZM2 97V98H1ZM10 99H9V98ZM29 97H30V99H29ZM32 97V98H31ZM37 99H36V98ZM50 99H49V98ZM60 97V98H59ZM65 97V98H64ZM80 97V98H79ZM120 97H121V95H120ZM134 99H133V98ZM161 97H164V98H161ZM188 97H189V95H188ZM4 98V99H3ZM8 98V99H7ZM13 98V99H12ZM22 98V99H21ZM24 98V99H23ZM28 98V99H27ZM34 98V99H33ZM40 98H43V99H41L40 100ZM66 98H67V100H66ZM123 98V97H122ZM121 98V99H122ZM171 98V99H170ZM7 99V100H6ZM28 100V102L26 101V100ZM35 99H36V101H35ZM46 99V100H45ZM163 99V100H162ZM168 99H169V101H168ZM21 100V101H20ZM32 100H33V102H32ZM45 100V101H44ZM52 100V101H51ZM54 100H55V102H57V104H58V106H57V104L55 103L54 104ZM68 101V102H65V101ZM71 100V101H70ZM170 100H171V102H170ZM190 100H192V99H189V101ZM20 101V102H19ZM48 103H47V102ZM51 103H50V102ZM74 102V104H75V106H74V104L72 105V103ZM126 101H124V102H126ZM157 101V102H156ZM166 101V102H165ZM8 104H7V103ZM12 102H14V103H12ZM26 102H27V104L28 105H26ZM32 104H31V103ZM41 104H40V103ZM53 102V103H52ZM64 102V103H63ZM69 102H71V103H69ZM123 102V103H124ZM161 102V103H160ZM170 102V103H169ZM205 102V101H204ZM220 102V103H219ZM219 102H217V104H215L216 106L217 105H221V106H218L217 108H215V105L213 104V106H212V104H211V106H207L205 109V111L207 112L208 110H213V109H218L219 107H220V109H222L223 111H228L227 109H231V108H226L225 106L226 105H224L225 103H227V101H219ZM234 102V100L233 101H231L230 103H233ZM23 103L25 104V105H23ZM36 103V104H35ZM48 105H47V104ZM50 103V104H49ZM60 103H62L63 104V106L62 107H64V108H61V107H59V106H61L62 104H60ZM69 103V104H68ZM139 103V105H137ZM148 103V104H147ZM150 103H151V105H150ZM158 103H160V104H158ZM164 103V104H163ZM167 103H169V104H167ZM171 103L173 104V107H174V105H175V107L173 108L172 107V105H171ZM179 103V104H178ZM187 103H188V101H187ZM219 103V104H218ZM222 103V104H221ZM229 103V102H228ZM228 103H227V105H228ZM35 104V105H34ZM66 104V105H65ZM67 104H68V106L70 105L71 106V108H69L68 106H67ZM87 104V103H86ZM125 104V103H124ZM141 104H142V107L144 106V108L148 111V108L150 107V110L147 112L146 110H143L144 108H141ZM153 104V105H152ZM163 104V105H162ZM168 106H167V105ZM197 104H199V101H198V103ZM201 104V103H200ZM34 105V106H33ZM42 105H44V106H42ZM47 105V106H46ZM68 108H66L65 106ZM127 105V106H128ZM162 105V107L163 108H159L160 106ZM223 105V106H222ZM10 106V107H9ZM24 106V108H22V107ZM32 106V107H31ZM37 106V107H36ZM49 106V107H48ZM57 106V107H56ZM159 106V107H158ZM21 107V108H20ZM27 107V108H26ZM51 107V108H50ZM76 107V108H75ZM85 107L87 108V110H89V114H88V112H87V110H85ZM157 107V108H156ZM208 107H212V108H210V109H207ZM221 107H224V108H221ZM7 108H8V110H7ZM10 108V109H9ZM12 108V109H11ZM19 108V109H18ZM40 108V109H39ZM60 108L62 109V111H60ZM152 108V109H151ZM154 108H156V109H154ZM167 108H169V111L167 110V111H165ZM177 108V109H176ZM183 108V109H182ZM26 109H28V110H26ZM43 109V110H42ZM48 109V110H47ZM54 109H56L55 111H54ZM72 109V110H71ZM76 109H78V110H80V111H78V110H76ZM140 109H142L143 111H145V114H144V112L142 111V110H140ZM162 111V112H160V110ZM174 109V110H173ZM34 112H33V111ZM64 110V111H63ZM65 110H68V112H66ZM71 110V112L69 113V111ZM74 110V111H73ZM82 110V111H81ZM171 110V111H170ZM13 112V113H11V112ZM39 111V112H38ZM45 111V112H44ZM49 111V112H48ZM73 111V112H72ZM85 111V112H84ZM151 111V112H150ZM152 111H154V112H156V113H152ZM213 111H215V110H213ZM221 111V110H220ZM25 112V113H24ZM41 112V113H40ZM43 112V113H42ZM75 112H78V113H75ZM84 112V113H83ZM141 112H143V113H141ZM146 112H147V114H146ZM159 112V113H158ZM169 112H170V114H169ZM7 113V114H6ZM17 113H18V115H17ZM47 113V114H46ZM54 113V114H53ZM58 113H60V114H58ZM63 113V114H62ZM72 113V114H71ZM80 113H83V115L81 114L80 115ZM88 115H87V114ZM172 113V114H171ZM42 114V115H41ZM50 114V115H49ZM74 114V115H73ZM142 114H144V115H142ZM161 114V115H160ZM162 114H165V115H163V118H161L162 117ZM4 115V116H3ZM33 115V116H32ZM38 115H41V116H38ZM73 115V116H72ZM152 116V118L153 119H150V116ZM154 115V116H153ZM16 116V117H15ZM18 116H20V117H18ZM39 118H38V117ZM49 116V117H48ZM61 116V117H60ZM65 116H66V118H65ZM88 116V117H87ZM141 116V117H140ZM144 116V117H143ZM159 116H161V117H159ZM165 116H167L166 118H165ZM3 117H5V118H3ZM6 117H8L7 119L9 120V122L7 121V119H6ZM12 117V118H11ZM14 117V118H13ZM29 117V118H28ZM32 117V118H31ZM41 117V118H40ZM54 117V118H53ZM64 119H63V118ZM74 118V120H73V118ZM83 117H85V118H83ZM86 117H87V119H86ZM143 117V118H142ZM149 117V118H148ZM217 117V114H216V116L214 117V119ZM9 118H11V119H9ZM15 118H19L21 121V123H19V119L18 120H15L14 121V119ZM142 118V119H141ZM147 118V119H146ZM158 118H160V119H164V121H162V122H164V123H162V122H160L161 120L159 119V120H157ZM169 118V119H168ZM4 119H6V120H4ZM57 119V120H56ZM67 119V120H66ZM75 119H76V121H75ZM146 119V120H145ZM149 119V120H148ZM3 120V121H2ZM11 120V121H10ZM24 120V121H23ZM26 120H28V121H26ZM32 120V121H31ZM42 120H43V122H42ZM48 120V121H47ZM54 120V121H53ZM63 120V121H62ZM64 120H66V122L64 121ZM78 120H80V122L78 121ZM87 121L88 123H93L92 125L91 124H88V123H83V122H85V121ZM4 121L6 122V125L4 124ZM13 121H14V123H13ZM16 121H18V123L16 122ZM31 121V122H30ZM56 121V122H55ZM60 121V122H59ZM71 121V123H75L76 125H77V123L79 122V124L80 125H77L78 126V129H80V133L78 132V129H75V128H77V126L74 124L72 127H71V123H69ZM141 123H140V122ZM150 121H151V124H150ZM213 121H215L216 122V119L215 120H213ZM212 121V123L214 124L215 122H213ZM30 122V123H29ZM34 124H33V123ZM46 122V123H45ZM8 123V124H7ZM10 123H12V128H15L16 130H17V132H19V133H17V132H15L16 130H14V129H10ZM17 123V124H16ZM28 125H26V124ZM29 123V124H28ZM36 123V124H35ZM59 123H61V124H59ZM211 123V122H210ZM16 124V125H15ZM20 124V125H19ZM22 124V125H21ZM47 124V125H46ZM57 124V125H56ZM60 126H59V125ZM62 124H65V125H62ZM99 124V123H98ZM142 124H144V126L142 125ZM148 124V125H147ZM161 124V125H160ZM26 125V126H25ZM37 125V126H36ZM42 125V126H41ZM44 125V126H43ZM51 127H50V126ZM86 125V126H85ZM87 125H88V127H87ZM142 125V126H141ZM15 126V127H14ZM22 126V127H21ZM30 126V127H29ZM55 126H56V129H55ZM59 126V128H58V130H57V127ZM61 126H63V127H61ZM64 126H66V128L64 127ZM89 126H91V127H89ZM145 126H146V128H145ZM150 126H153V128L151 127V129H150ZM162 126V127H161ZM212 126V125H211ZM27 127V128H26ZM47 128L48 127V129H50V131L47 129V131H46V129L45 128ZM68 127L70 128H72V131H71V128L68 130ZM19 129V131H18V129ZM21 128H23V129H25V130H23V129H21ZM29 128V129H28ZM34 128V129H33ZM35 128H38V129H35ZM67 129L66 131L64 130V129ZM82 128V129H81ZM6 129V130H5ZM40 129V130H39ZM62 129V130H61ZM75 129V130H74ZM84 129V130H83ZM154 129V130H153ZM12 130V131H11ZM28 130V131H27ZM51 130H54V131H51ZM59 130H60V132H63V133H60L59 132ZM92 131L93 132V130H95L94 132V138H92V139H94L93 141H92V139H91V137H89L90 135H89V133H88V131ZM140 130H142V131H140ZM147 130V131H146ZM151 130V132H149ZM158 130H159V132H158ZM15 132V133H17L15 136H14V134L13 133H11V132ZM20 131H22L21 133H20ZM25 131H27L26 133H25ZM32 133H30V132ZM38 131V132H37ZM66 132V134L67 133H69L68 135H66L65 134V132ZM68 131V132H67ZM71 133H70V132ZM75 131V132H74ZM82 131V132H81ZM87 132L88 133V135H87V133L85 134L84 132ZM99 131H100V129H99ZM143 131H145V132H143ZM157 132V133H155V132ZM42 133V136L41 135H39V136H37L39 133ZM46 132H47V134H46ZM101 132H99L98 133V136H99V134H101ZM152 132H153V134H152ZM8 133V134H7ZM26 135H25V134ZM31 135H30V134ZM40 133V134H41ZM57 133H59L57 136H56V134ZM144 133V134H143ZM149 134L150 133V135L149 136H152L151 138L147 135V134ZM160 133V134H159ZM164 133H165V135H164ZM6 134V136L8 137V138H6V137H4V139H3V137H2V135H5ZM22 134V135H21ZM27 134H28V136H27ZM37 134V135H36ZM63 134H65V135H63ZM71 134H73L75 137H77L75 140H78L79 141V139L81 138V140L80 141H82L83 142V140H84V142L83 143H87L88 144V140H89V144L87 145V144H83L82 143V145H87V146H85L86 147V149H87V147L89 148V146L90 147H93V146H95V148H94V150H91V149H93V148H89V149H87V150H85V148H84V146H81V142L79 141H77L78 143H76V141L74 140V136H72ZM75 134H78L77 136L75 135ZM79 134H81V135H79ZM145 134H146V136H148V137H146L145 136ZM156 136H155V135ZM9 135V136H8ZM13 135V136H12ZM21 135V136H20ZM33 135H35V137H33ZM61 137H60V136ZM72 136V138H71V136ZM87 135V136H86ZM166 137V135H167V137H168V139H166L164 136ZM12 136V138L11 139H13V138H15L16 139V141H15V139L14 140H11L10 139V137ZM32 136V137H31ZM44 136V137H43ZM47 136V137H46ZM64 136H66L65 138H64ZM70 137L71 139H67V137ZM153 136H155V137H153ZM194 136V137H195ZM1 137H2V139H3V141H2V139H1ZM18 137V138H17ZM20 137H21V139H20ZM22 137L23 138H25V137H27V139L25 140L24 139V141H25V143L24 142H22ZM36 137H38V138H36ZM52 137V138H51ZM74 137V138H73ZM109 137V140L107 139ZM114 137H116V138H114ZM200 137V138H199ZM42 138H46L45 140L44 139H42ZM49 138H50V140H49ZM56 138V139H55ZM97 138H99L98 140H97ZM117 138H120L121 140H122V142L124 143V145H121V140H119L120 141V143H119V141H118V139ZM143 138V139H142ZM7 139H9V140H7ZM40 139H42L43 141H45V142H42V140H40ZM59 139V140H58ZM65 139H67V140H65ZM86 139V140H85ZM88 139V140H87ZM117 139V140H116ZM128 139H130V138H128ZM130 139V140H131ZM140 139H141V141H140ZM150 139V140H149ZM158 139H160V140H158ZM21 142H19V141ZM36 140V142L34 143L33 141H35ZM38 140V141H37ZM41 142H40V141ZM48 140V141H47ZM54 140H58L56 143H58V144H56L55 143V141ZM72 140H74L73 141V143H75V144H71L72 143ZM99 140H101V142L99 141ZM138 142H137V141ZM154 140V141H153ZM155 140H158L157 142L155 141ZM202 140V141H201ZM32 143H31V142ZM49 141H51V143L49 144ZM53 141V142H52ZM69 142V143H67V142ZM135 141H136V144H135ZM169 141V142H168ZM10 144H9V143ZM11 142H14V143H11ZM18 142V143H17ZM26 142H27V144H26ZM40 142V145L39 144H37V143H39ZM61 142H64L63 144H61ZM92 142H93V144H94V142L97 144H92ZM100 142V144H98ZM104 143V147H103V143ZM113 142V143H112ZM141 144H140V143ZM164 143L163 145H161V144H159L158 145V143ZM170 142H171V144H170ZM199 142V141H198ZM2 143H4V144H2ZM5 143H7L8 144V146H7V144H5ZM41 143H43L42 145H41ZM45 143V144H44ZM53 143V145H51ZM56 144V146L54 147V145ZM67 143V144H66ZM108 143V144H107ZM118 143H119V145H118ZM122 143V144H123ZM126 143V144H125ZM129 143V145H131L130 147H129V145H128V147H127V144ZM139 143V144H138ZM12 144V145H11ZM19 144H20V146H19ZM31 144H33V145H31ZM37 146H36V145ZM60 144H61V147H60ZM71 144V145H70ZM78 144V147H77V150H76V152H75V149H76V145ZM80 144V145H79ZM93 146H92V145ZM108 145V147H107V145ZM143 144V145H142ZM147 144V145H146ZM167 144V145H166ZM6 145V146H5ZM18 145V146H17ZM46 145V146H45ZM50 145V146H49ZM99 145V146H98ZM100 145H102V146H100ZM105 145H106V149H108V151L107 152H109V153H111V154H113L114 155V157H113V155H112V157H111V155L110 154H107V152H106V149H105ZM120 145H121V147H120ZM125 145H126V148H125ZM138 145H139V147H138ZM153 145V146H152ZM237 145H238V143L236 144V147H237ZM255 143L254 144H252V146L251 147H255ZM17 146V147H16ZM31 146V147H30ZM33 146V147H32ZM45 146V147H44ZM52 148L51 150H50V148ZM52 146V147H51ZM72 148H70V147ZM97 146H98V149H99V151H103V149H104V151L102 152L101 151V153H103L102 154V156L101 155H98L97 156V154H98V152L99 151H97L96 150V148H97ZM122 146H124V147H122ZM134 146H136V147H134V150L132 149ZM145 146V147H144ZM156 146V147H155ZM159 146V147H158ZM10 147V148H9ZM11 147H16V148H11ZM40 147V148H39ZM41 147H43V149H44V151H46V152H48V153H46V152H42V148ZM47 147V148H46ZM58 147H60V148H58ZM111 147V148H110ZM132 147V148H131ZM146 148V149H144V148ZM161 147H163V149L161 148ZM250 147V148H251ZM20 148H21V150H20ZM35 148V149H37L36 151H35V149L33 150V149ZM39 148V149H38ZM64 150H63V149ZM67 148H69V149H67ZM80 148V149H79ZM82 148V149H81ZM113 148H114V151H112L113 150ZM125 148V149H124ZM128 148V149H127ZM130 148H131V150H130ZM158 148H159V153H158ZM17 149H18V151L19 152H17ZM25 149H27V150H25ZM41 149V150H40ZM57 150L56 152H55V150ZM140 149V150H139ZM198 149V150H197ZM205 149H203L202 151H200V154L202 153V154H204L205 153ZM31 150H32V153H31ZM38 150H39V152H38ZM48 150H50V151H48ZM63 150V151H62ZM71 150H73V151H71ZM81 150V152H78V151H80ZM83 150H85V151H87V152H89L88 153V155H89V157L86 155L87 153L85 152V151H83ZM89 150V151H88ZM91 150V151H90ZM97 152H96V151ZM110 150V151H109ZM134 152H133V151ZM138 150V151H137ZM143 150L145 151V152H143ZM166 150V151H165ZM3 151H5V152H3ZM14 151L15 152H17V154L16 153H14ZM25 151H27V152H25ZM72 153H71V152ZM93 151H95V152H93ZM112 151V152H111ZM121 151V152H120ZM130 151V152H129ZM140 151V152H139ZM249 152H247V154H250V150H248ZM33 152H35V154L33 153ZM62 152H64V153H62ZM65 152H67L68 154H69V156H68V154H66ZM73 152H75V153H73ZM106 152V153H105ZM118 153L119 155L118 156H116L115 155V153ZM126 152V153H125ZM137 152V153H136ZM140 154H139V153ZM161 152H163V153H161ZM168 152V153H167ZM2 153H4V154H2ZM20 153V154H19ZM39 155H38V154ZM42 153V154H41ZM46 153V154H45ZM52 153V154H51ZM56 153V154H55ZM81 153V154H80ZM85 153V154H84ZM97 153V154H96ZM100 152H99V154H101ZM116 153V154H117ZM121 153H122V157H121ZM154 153V154H153ZM155 153H158L157 155H156V158H155ZM167 154V155H165V154ZM190 153V154H189ZM191 153H193V154H191ZM199 153V152H198ZM7 154V155H6ZM12 154V155H11ZM25 154V155H24ZM28 154V155H27ZM37 154V155H36ZM48 154V155H47ZM49 154H51V155H49ZM54 154V155H53ZM63 156H62V155ZM70 154H74L73 156H71ZM78 154V155H77ZM95 154V155H94ZM107 154V155H106ZM147 154V155H146ZM6 155V156H5ZM53 155V156H52ZM75 155H76V157L78 158L79 156H80V158H78V160L76 159V157H75ZM85 157V155H86V157H85V159H84V157ZM94 155V156H93ZM105 155H106V158H103V157H105ZM109 155V156H108ZM146 155V157L148 158H145L144 156ZM7 156H8V158H7ZM12 156H13V159H11L12 158ZM34 156V157H33ZM37 158H36V157ZM41 156V157H40ZM50 157V158H48V157ZM99 156H101L100 157V160H99ZM108 156V157H107ZM149 156H151V158L156 162V163H154V162H152L153 160H151V158L149 157ZM160 156V157H159ZM161 156H164L165 158L164 159H162L163 157H161ZM188 156H190V157H188ZM244 156V155H243ZM2 157V158H1ZM11 157V158H10ZM39 157V158H38ZM69 157H71V158H69ZM82 157H83V159H82ZM96 157V158H95ZM98 157V158H97ZM111 157V158H110ZM118 159H117V158ZM157 157H159V158H161V159H159V158H157ZM10 158V159H9ZM26 158V159H25ZM34 158V159H33ZM67 158H69V159H67ZM94 160H93V159ZM115 160V158L117 159L116 160V164H114L115 163V161L113 160V159ZM124 158V159H123ZM130 158V159H129ZM144 158H145V160H144ZM149 158H150V164H148L149 163ZM5 159V160H4ZM17 159V160H16ZM32 159V160H31ZM36 159L38 160V161H36ZM58 159V160H57ZM73 159H76V160H73ZM79 159H81V160H79ZM88 159V160H87ZM219 159V160H218ZM8 160V161H7ZM19 160V161H18ZM31 160V161H30ZM47 160H48V162H47ZM51 160V161H50ZM55 160H56V162H55ZM65 162H64V161ZM72 160V161H71ZM97 160V161H96ZM104 160V161H103ZM121 160H123V161H121ZM144 162H143V161ZM146 160H148V162L146 161ZM159 160H161V161H159ZM216 160H218V161H216ZM3 161V162H2ZM12 161H14V162H12ZM46 161V162H45ZM58 161V162H57ZM72 162V163H69V162ZM78 161V162H77ZM87 161H89V162H87ZM121 161L122 162V164H121V162L119 163V162ZM128 161V162H127ZM137 161H140V163L139 162H137ZM159 161V162H158ZM164 161V162H163ZM187 161V162H186ZM2 162V163H1ZM6 162H8V164L9 165H7V163ZM10 162V163H9ZM20 162V163H19ZM28 162V163H27ZM32 164V166H30L31 164ZM64 162V163H63ZM87 162V163H86ZM94 162V163H93ZM104 162V163H103ZM114 162V163H113ZM147 162V163H146ZM162 162V163H161ZM244 164V166H246V167H244V166H241V164L242 163ZM14 163V164H13ZM35 163V164H34ZM49 163V164H48ZM59 163H61V165L59 164ZM67 163L68 164H70V165H67ZM76 165H74V164ZM83 163H84V165L86 164V165H88L89 166V169H88V167H86V166H84L83 165ZM107 163V164H106ZM153 163H154V166H153ZM164 163V164H163ZM218 163V164H217ZM238 163V164H237ZM27 164V165H26ZM39 166H38V165ZM45 164H46V166L48 165V167H46L45 166ZM55 167V169H53L54 167L52 166V165ZM67 165V168L68 167H70V168H65L66 167V165ZM100 164H102V165H100ZM110 164V165H109ZM123 164H124V166H123ZM141 164H144L143 166H145V164H146V166H147V164L148 165H151V166H148V168L149 169H151V170H149L146 166H145V168L141 165ZM156 164V165H155ZM158 164H160V165H158ZM163 164V166L161 167V165ZM246 164V165H245ZM2 165V166H1ZM4 165H7V167L5 168L4 167ZM36 165V167H34V166ZM52 167H51V166ZM57 165H59L60 166V169H58L59 168V166H57ZM63 165V166H62ZM96 165H97V167H96ZM106 165V166H105ZM117 167H116V166ZM123 166V167H121V170H120V167L119 166ZM139 165V166H138ZM186 166V168H187V171L185 170L186 168H185V166ZM217 165V166H216ZM237 165V166H236ZM11 166V167H10ZM29 166V167H28ZM40 166H42V168H44V167H46V169L47 170H49V171H47L46 169H42ZM78 166V167H77ZM79 166H81V167H79ZM84 166V167H83ZM110 166V167H109ZM155 166H157V168L155 167ZM170 166V167H169ZM241 166V167H240ZM4 167V168H3ZM14 167V168H13ZM22 167V168H21ZM35 169H34V168ZM51 167V168H50ZM87 168V169H83V168ZM105 167V168H104ZM133 167V168H132ZM136 167H137V169H136ZM212 167V168H211ZM237 167H240V169H242V171L241 170H239V168H237ZM244 167V168H243ZM255 167V166H254ZM261 167V168H260ZM7 168H9V169H7ZM24 168V169H23ZM26 168V169H25ZM30 168V169H29ZM39 168V169H38ZM64 168H65V171L62 173V174H60L61 172H62V170H64ZM74 168H76V169H74ZM79 168V169H78ZM94 168H95V170H94ZM96 168H97V170H96ZM119 170H118V169ZM125 170H124V169ZM129 168V169H128ZM159 168V169H158ZM162 168V169H161ZM165 168L167 169V171H169V172H167V171H165ZM201 168V169H200ZM205 168V169H206ZM209 168H211V169H209ZM214 168V169H213ZM245 168H247V169H245ZM12 169L14 170V171H12ZM32 169V170H31ZM52 169V170H51ZM58 169V170H57ZM69 171V170H71V174H69V172H67V170ZM91 169H93V170H91ZM112 169V170H111ZM163 171H161V170ZM193 171H192V170ZM199 171H198V170ZM5 170V171H4ZM8 170H9V172H8ZM27 170V171H26ZM36 170V171H35ZM46 170V171H45ZM76 172H75V171ZM81 170V172L79 173V171ZM84 170H87V172H83ZM118 170V171H117ZM136 170V171H135ZM140 170V171H139ZM154 170H157L156 172L154 171V173H153V171ZM182 172H181V171ZM209 170V171H208ZM19 171V172H18ZM30 171H31V173H30ZM40 171V172H39ZM55 171V172H54ZM58 171H59V173H58ZM72 171L74 172V173H72ZM97 171V172H96ZM108 171H109V173L110 174H108ZM116 171V172H115ZM126 171V172H125ZM151 171H152V173H151ZM162 172V173H164V174H162V173H159V172ZM172 171H174V172H172ZM178 173H177V172ZM190 171H192V172H190ZM201 171H202V173H201ZM238 171H240V173H238ZM46 172V173H45ZM49 172V173H48ZM56 173V174H54V173ZM66 172V173H65ZM93 172V173H92ZM113 172V173H112ZM129 172V173H128ZM139 172V173H138ZM150 172V175L148 174ZM166 172H167V174H166ZM189 172H190V174H189ZM234 172H235V174H234ZM4 173V174H3ZM6 173H8V174H6ZM21 173H23V174H21ZM29 173V174H28ZM77 173H79V174H77ZM95 173V174H94ZM122 173V174H121ZM124 173V174H123ZM178 174L179 175V179H180V181L178 182V178H176L175 179V177L174 176H178V175H175V174ZM191 173H193L192 175H191ZM197 173V174H196ZM242 173H244V175L242 174ZM32 174H34V175H32ZM37 174V175H36ZM39 174H40V176H42V177H40V179L42 180V179H44L43 180V182L47 179V182L45 183H43L40 179H38L39 178ZM55 175V176H53V175ZM60 174V175H59ZM74 175V177H76L77 178V180H76V178H74L73 177V175ZM94 174V175H93ZM126 174V175H125ZM137 176L136 177V181L134 180L133 181V177L135 176V175ZM169 174V175H168ZM171 174V175H170ZM172 174H173V176H172ZM200 174V175H199ZM213 174V175H212ZM236 174H240V175H237L236 176ZM256 174V175H255ZM9 175V178H6V176H8ZM63 175V176H62ZM71 175H72V178H71ZM83 175V176H82ZM117 175V176H116ZM122 175H123V177H122ZM158 175H161V176H159V178H158ZM166 175V177L167 176H169V177H164ZM187 175V176H186ZM205 175V176H204ZM209 175V176H208ZM212 175V176H211ZM217 175V176H216ZM235 175V176H234ZM5 176V177H4ZM14 176H16L17 178H20V180L19 179H16V177H14ZM21 176V177H20ZM26 176V178L24 179V177ZM33 177V178H30V177ZM59 178H58V177ZM80 178H79V177ZM86 176V177H85ZM89 176V177H88ZM93 176V177H92ZM144 176V177H143ZM150 176V177H149ZM188 176H189V178H188ZM194 176H196V178H194ZM203 176H204V178H203ZM210 176H211V178H210ZM215 176H216V178H215ZM11 177V178H10ZM12 177H14V178H12ZM28 177V178H27ZM45 177V178H44ZM50 177H52L51 179H49ZM107 177V178H106ZM108 177L110 178V179H108ZM117 177H119L118 179H117ZM123 179H122V178ZM126 177V178H125ZM128 177V178H127ZM173 177H174V179H173ZM199 177V178H198ZM200 177L202 178V179H200ZM205 177L207 178V177H209V178H207V179H205ZM236 177V178H235ZM36 178V179H35ZM56 180H54V179ZM58 178V179H57ZM67 178V179H66ZM70 178H71V180H73V181H75V182H73V181H71L70 180ZM83 178V179H82ZM94 178V179H93ZM106 178V179H105ZM112 178V179H111ZM115 178V179H114ZM130 178V179H129ZM132 178V179H131ZM170 178V179H169ZM191 178V179H190ZM213 178V179H212ZM240 178V177H239ZM11 179H13V180H11ZM27 179H28V181H27ZM29 179H33V180H29ZM39 181H38V180ZM54 180V182H53V180ZM59 179H61V180H59ZM63 179V180H62ZM66 179V180H65ZM80 179V180H79ZM117 179V180H116ZM121 179V182L123 181L124 183L123 184H127L126 186L124 185V187L122 186V187H120V189L124 192V194H122L123 192H121V190H119V191H117L118 189L116 188V191H114V193L112 194V192H113V190L115 189V183H116V181H119ZM135 179V178H134ZM162 179V180H161ZM174 180L173 182L174 183H176V185H174L173 184V182L171 181V180ZM182 179V180H181ZM185 179V180H184ZM198 179V180H197ZM207 181H205V180ZM212 179V180H211ZM264 179V176H262V177H260L259 179H257V180H255V183H254V186H256V184L259 182V180L261 181V180H263ZM8 180V181H7ZM50 182H49V181ZM68 180V181H67ZM86 180V182H84ZM89 180V181H88ZM109 180H111V182L109 183L108 181ZM114 180V181H113ZM130 180V181H129ZM131 180H132V183L131 184H129L130 182H131ZM176 180V181H175ZM195 180V181H194ZM211 180V181H210ZM17 181H18V183L19 182H21V183H19L18 184V186H20V187H22L21 189H20V187H18V186H16L17 185ZM32 181H34V182H32ZM66 181V182H65ZM69 181H71V182H69ZM129 181V182H128ZM139 181V182H138ZM156 181V182H155ZM159 181V182H158ZM170 182L169 184H167V182ZM185 181V182H184ZM188 182V184H186L187 182ZM192 181V182H191ZM216 181V182H217ZM4 182V183H3ZM25 182V183H24ZM27 182V183H26ZM43 183V185H44V187H42L43 185H41L42 183ZM92 182V183H91ZM109 183V185H111V188L109 187V185L108 184H106V183ZM114 182V183H113ZM135 182V186H137V185H139V186H137V190H139V191H137L136 192V189H135V187H134V185H132L133 183ZM183 182V183H182ZM24 183V184H23ZM35 185H34V184ZM36 183H38V185L36 184ZM48 183V184H47ZM54 183H56V185L58 186H56ZM64 183V184H63ZM72 183V184H71ZM81 183H83V185L81 184ZM140 183V184H139ZM147 183V184H146ZM159 183H161V185L159 184ZM172 183V184H171ZM185 183V184H184ZM195 183V184H194ZM208 183V184H209ZM7 184V185H6ZM21 184V185H20ZM45 184H47V186H48V188L46 187V185ZM67 184V185H66ZM75 184H77V185H74ZM79 184L80 185H82V186H80V188H79ZM95 184V185H94ZM154 186H153V185ZM156 184H159V185H156ZM163 184H165V185H163ZM179 184V185H178ZM180 184H182V185H180ZM194 184V185H193ZM6 185V186H5ZM37 185V186H36ZM41 185V186H40ZM105 185H108V187L106 186V188H105ZM131 186V188H130V186ZM142 185V186H141ZM151 185V186H150ZM156 185V186H155ZM169 185V186H168ZM187 185H188V187H191V188H189V190L186 188L187 187ZM244 185V186H243ZM15 186V187H14ZM40 186V187H39ZM50 186H51V188H50ZM56 186V187H55ZM84 186V187H83ZM128 186H129V189H128ZM144 186V187H143ZM181 186V188H179V187ZM192 186H193V188H192ZM243 188H242V187ZM25 187V190H23V188ZM68 187H70V188H68ZM73 187H75V188H73ZM84 189H83V188ZM87 187V188H86ZM90 187V188H89ZM114 187V188H113ZM147 187V188H146ZM149 187H152L151 189H149ZM155 187V188H154ZM156 187H158L157 189H156ZM160 187V188H159ZM164 187V189H162ZM174 187H175V189H174ZM176 187H178L179 188V190H178V188L176 189ZM6 188V189H5ZM26 188L28 189V190H26ZM38 188H40V189H38ZM43 188H44V190H43ZM56 188H57V191H56ZM59 188V189H58ZM71 188H73V189H71ZM77 188V189H76ZM94 188H95V190H94ZM144 188V189H143ZM186 188V189H185ZM8 189V190H7ZM10 189V190H9ZM49 189V190H48ZM69 189V190H68ZM70 189H71V191H73L72 193L73 194H71V191H70ZM79 189V190H78ZM81 189V190H80ZM107 189H108V191H107ZM109 189H112V190H110V193H109ZM135 189V190H134ZM152 189L154 190V191H152ZM159 189V190H158ZM168 189L170 190V189H172V191H168ZM212 189V190H211ZM237 189V190H236ZM240 189V190H239ZM32 190V191H31ZM36 190V191H35ZM41 190V191H40ZM56 191V193H55V191ZM63 190H67L66 192L65 191H63ZM74 190H75V192H74ZM131 190H133L132 191V193H131ZM143 192H145V193H142V191ZM147 190H148V192H147ZM163 190H165L164 191V193L162 192ZM175 190V191H174ZM181 190H182V192H181ZM216 190V191H215ZM222 190V192H219V191H221ZM239 190V191H238ZM9 192V194H8V192ZM17 191H18V193H17ZM26 193H25V192ZM54 191V192H53ZM78 191V192H77ZM90 191V192H89ZM105 191H107V192H105ZM136 193H135V192ZM161 191V192H160ZM174 191V192H173ZM186 191H187V193H186ZM213 191V192H212ZM236 193H235V192ZM27 192H29V194H27ZM61 194H60V193ZM69 192H70V194H69ZM83 192V193H82ZM104 192H105V194H104ZM117 192H119V193H117ZM126 192V193H125ZM147 192V193H146ZM154 193V192H156L157 194L158 193H161L160 194V196L159 195H157L156 193H154V194H152V193ZM168 192V193H167ZM12 193H14L13 195H12ZM43 193H45V194H43ZM47 193V194H46ZM53 193V194H52ZM57 195H55V194ZM81 193V194H80ZM91 195H90V194ZM97 193V194H96ZM109 195H108V194ZM116 193V194H115ZM139 193V194H138ZM151 194V196H153V198L150 196V194ZM163 193V194H162ZM170 193V194H169ZM172 193V194H171ZM176 193V194H175ZM177 193H178V195H177ZM184 193H185V195H184ZM218 193H220V194H218ZM33 194V196L35 197V198H32L33 196H31ZM45 195L44 197H43V195ZM67 195V196H65V195ZM115 194V195H114ZM120 194V195H119ZM122 194V195H121ZM133 194V195H132ZM135 194H137L136 196H135ZM142 194H144V195H142ZM147 194H149V195H147ZM167 194H169V195H166ZM177 196L176 198H175V195ZM181 194H183V196L182 197H184V198H181ZM225 194V193H224ZM17 195V196H16ZM29 195V196H28ZM41 195V196H40ZM47 195V196H46ZM65 196L66 198H72V199H65V197H63V196ZM76 197H74V196ZM78 195V196H77ZM90 195V196H89ZM98 195V196H97ZM105 195V197L106 198H104L103 196ZM108 195V196H107ZM112 195H113V197H112ZM138 195H140V196H138ZM147 195V196H146ZM165 195V196H164ZM187 195V196H186ZM229 195V194H228ZM261 195H264V194H259V196L257 197V198H260L261 197ZM9 196V197H8ZM13 196V197H12ZM40 196V197H39ZM49 196V197H48ZM51 196V197H50ZM58 196L60 197H62V198H60L62 201L60 202V200L58 199ZM71 196V197H70ZM73 196V197H72ZM100 196H102V197H100ZM122 196L124 197V198H122ZM130 196V197H129ZM133 196V197H132ZM142 196H145L144 198L142 197ZM156 196V197H155ZM158 196V197H157ZM162 196V197H161ZM165 198H164V197ZM171 196H172V199H171ZM219 196H221V197H219ZM224 196V195H223ZM10 197H11V199H10ZM14 197L15 198H17V200H15L14 199ZM30 197L32 198V199H30ZM109 197H111V199L109 198ZM114 197H116V200H118V201H115V200H112V198H114ZM121 197V198H120ZM166 197H168V199H169V197H170V199L168 200V199H166ZM181 199H180V198ZM186 197V198H185ZM215 197H217L218 198V200H215V199H217V198H215ZM225 197V196H224ZM264 197V196H263ZM18 198H19V200H18ZM39 198V199H38ZM51 198V199H50ZM75 198V199H74ZM78 198V199H77ZM95 198H96V201H95ZM118 198H120L121 200H119ZM132 198V199H131ZM137 198H138V200H137ZM140 198V199H139ZM155 198H156V200H157V202H155V204H154V201H156L155 200ZM160 198V199H159ZM161 198L163 199V200H161ZM174 198V199H173ZM210 198V197H209ZM219 198H220V200H219ZM257 198H255V200H257ZM29 200V202H28V200ZM47 199H50V201L49 200H47ZM65 199V200H64ZM98 199V200H97ZM101 199H103V200H101ZM107 199H108V201H107ZM176 199V200H175ZM182 199H185V200H182ZM224 199V198H223ZM222 199V200H223ZM231 199H229V200H231ZM59 200V201H58ZM70 200V201H69ZM95 202H94V201ZM125 200V201H124ZM140 200V201H139ZM150 200V201H149ZM154 200V201H153ZM162 202H160V201ZM200 200V201H199ZM221 200V201H222ZM11 201H12V203H13V201L15 202V203H13V207L14 208H12V203H11ZM39 201V202H38ZM52 201V203H59L58 205L57 204H51L50 202ZM58 201V202H57ZM65 201V202H64ZM67 201V202H66ZM71 203H69V202ZM92 201V202H91ZM102 201V202H101ZM115 201V202H114ZM121 201V202H120ZM135 201V203H133ZM152 201V202H151ZM159 201V202H158ZM165 201V202H164ZM175 201V202H174ZM178 201H180V202H178ZM6 202V203H5ZM23 202H25L24 203V205H23ZM87 204H86V203ZM120 202V203H119ZM138 202H140L141 204H139ZM145 202V203H144ZM173 202V203H172ZM184 202V203H183ZM3 203V204H2ZM9 203V204H8ZM17 203V204H16ZM37 203H40V204H38V206H37ZM45 204V206H46V208H45V206L44 205H42V204ZM64 205L65 204V206H61L62 204ZM66 203H67V205H66ZM80 203H81V205H80ZM85 203V204H84ZM95 203H97L95 206H94V204ZM110 203V204H109ZM115 203H116V206H117V208H116V206H115ZM121 203H123L122 205V208H121V205H119V204H121ZM133 203V204H132ZM146 203H147V205H146ZM148 203H149V205H148ZM168 203V204H167ZM181 203H183V204H181ZM36 204V205H35ZM61 204V205H60ZM92 206H91V205ZM100 204V205H99ZM115 206V207H113V209H115V211L112 209V206L113 205ZM124 204H127V206L126 205H124ZM135 204V205H134ZM141 205V206H138V205ZM154 204V205H153ZM167 204V205H166ZM11 207H10V206ZM16 205H17V207H16ZM19 205V206H18ZM42 205V206H41ZM51 205H53L52 207H51ZM59 205H60V207H59ZM79 205V206H78ZM86 205V206H85ZM102 205V207H100ZM105 205V206H104ZM106 205L108 206H110V205H112V206H108V207H106ZM129 205H131V206H129ZM184 205V206H183ZM189 205H191V206H189ZM194 205L196 206V207H194ZM199 205V206H198ZM8 206V207H7ZM21 206V207H20ZM55 206H57V207H55ZM128 206H129V209H128V211H127V208H128ZM134 206H136V207H134ZM23 207V208H22ZM25 207V208H24ZM47 207H49V209L47 208ZM76 207V208H75ZM85 207V208H84ZM100 209H99V208ZM106 207V208H105ZM125 207V209H123ZM133 209H132V208ZM139 207H141L140 209H138ZM146 207H147V209H146ZM183 207V208H182ZM189 207V208H188ZM192 207V208H191ZM200 207V208H199ZM17 210H16V209ZM25 209L24 211H25V213H27V214H25L24 213V211L22 210V212H19V211H21V210H19V209ZM40 209V210H38V209ZM44 208H45V210H44ZM55 208H57V209H55ZM81 208H84V210H85V212H83L82 210H81ZM136 208V209H135ZM193 208H195V209H193ZM203 208H204V210H206V211H203ZM206 208V209H205ZM5 209V210H4ZM13 209V210H12ZM33 209V210H32ZM47 209V210H46ZM54 209V210H53ZM96 209V210H95ZM105 209L107 210V209H110V210H107L108 212H106L105 211ZM119 209V210H118ZM131 209V210H130ZM182 209V210H181ZM199 211H198V210ZM202 211H201V210ZM15 210H16V212H15ZM32 210V211H31ZM42 210V214H40L41 211ZM58 210V211H57ZM81 210V211H80ZM93 210V211H92ZM103 210H104V212H103ZM118 210V211H117ZM134 210V211H133ZM153 210H156L155 208H153ZM181 210V211H180ZM187 210H189V211H187ZM1 211H0V215H1ZM6 211V212H5ZM27 211V212H26ZM45 211H46V213H45ZM50 211V212H49ZM52 211V212H51ZM90 211V212H89ZM99 211L101 212V214L99 213ZM124 211V212H123ZM133 211V212H132ZM201 211V212H200ZM233 211H235V210H233ZM10 212V213H9ZM29 212V213H28ZM35 212V213H34ZM44 212V213H43ZM56 212L58 213V214H56ZM88 212V213H87ZM92 212V213H91ZM111 212H114V213H118V214H115V217H114V213H111ZM125 212H128V215H127V213H125ZM132 214H131V213ZM179 212H181V213H179ZM184 213V215H183V213ZM189 212H193L192 214L191 213H189ZM19 213H21V215L22 216H20V214ZM23 213V214H22ZM90 213L91 214H95V215H91L90 216ZM102 213H104V214H102ZM105 213H107V214H105ZM121 213H125L124 215L123 214H121ZM130 213V214H129ZM186 213V214H185ZM194 213H196V214H194ZM25 214V215H24ZM30 214L32 215L33 214V216H35L34 218H36V220H37V222L34 220V218L32 217V216H30ZM49 214H51L50 216H49ZM55 214V215H54ZM261 214H262V216H264V211L263 212H261ZM260 214V215H261ZM9 215L11 216L10 218L12 219H9ZM29 215V217H27ZM44 215V216H43ZM47 215V216H46ZM56 215H58V217L56 218ZM81 215V216H80ZM88 215V216H87ZM101 215V216H100ZM122 215V216H121ZM24 216V217H23ZM42 216V218L44 219H42V218H40ZM52 216V217H51ZM54 216V217H53ZM61 216V217H60ZM96 216H98V217H96ZM111 216V217H110ZM120 216V217H119ZM130 216L128 217V218H130ZM190 216H192V217H190ZM2 217V218H1ZM14 217V218H13ZM21 218V220H19L20 218ZM26 217H27V219H26ZM31 217H32V219H31ZM46 217V218H45ZM49 217V218H48ZM73 217V218H72ZM78 217V218H77ZM90 217H91V219H90ZM93 217H94V222L92 221V219H93ZM112 217H113V219H112ZM163 219H162V218ZM201 217H203V218H201ZM8 218V219H7ZM18 218V220L19 221H21V222H19L18 220H16ZM38 218V219H37ZM47 218L49 219V220H51V221H48L47 220ZM51 218V219H50ZM54 218V219H53ZM58 218H64V220H58ZM81 218H82V220H81ZM100 220H99V219ZM106 218H107V220H106ZM109 218H111L110 220H108ZM117 218V219H116ZM158 218H159V220L162 222V223H160L159 221V223H158V225L156 224V222H157V220H158ZM25 219L26 220H29V222H30V219H31V221L33 220V221H35V222H30V223H28L27 221L25 222ZM53 219V220H52ZM85 219V220H84ZM88 219V220H87ZM90 219V220H89ZM162 219V220H161ZM165 219V220H164ZM15 220V221H14ZM23 220H24V222H23ZM42 220V221H41ZM57 220L59 221V222H57ZM73 220V221H72ZM80 220V221H79ZM105 220H106V225H105ZM113 220V221H112ZM115 220V221H114ZM117 220H118V222H117ZM154 220V221H153ZM155 220H156V222H155ZM13 221V222H12ZM44 221H46V222H44ZM55 221V223H53ZM77 223H76V222ZM89 221H92V222H89ZM98 221V222H97ZM121 221V222H120ZM168 222V224H166L167 222ZM210 221H212V219H210L209 221H207L206 223H208V222H210ZM18 222V223H17ZM62 222V223H61ZM68 222V223H67ZM73 222V223H72ZM78 222H79V224H78ZM80 222H82L81 224H80ZM86 222V223H85ZM118 225V226H116V225H114L115 223ZM120 222V223H119ZM153 222H155L154 224H156V225H154L153 224ZM165 222V223H164ZM193 223H195V221H192ZM189 223L188 224V226L189 225H191V224H193V223ZM22 223H23V225H22ZM53 223V224H52ZM59 223H61L60 225H59ZM77 225H76V224ZM90 225H89V224ZM96 223V224H95ZM104 223V224H103ZM107 223H109V224H107ZM6 224V225H5ZM15 224V225H14ZM68 224H70V225H68ZM72 224H75V226L74 225H72ZM110 224H111V226H112V224H113V226L112 227H110ZM165 224H166V226H165ZM8 225V226H7ZM22 225V226H21ZM40 225V226H39ZM53 225V226H52ZM58 225V226H57ZM78 225H81V226H78ZM86 225V226H85ZM108 225V226H107ZM141 225H142V227H141ZM147 225H149V226H147ZM6 226V227H5ZM65 226H66V228H65ZM70 226H73V228L72 227H70ZM78 226V227H77ZM89 226V228H87ZM92 226V227H91ZM94 226V227H93ZM102 228H101V227ZM157 226H160L159 228L157 227ZM165 226V227H164ZM97 227V228H96ZM115 227V228H114ZM116 227H117V229L118 228H120L123 232L124 231H126V234H125V232H124V235H123V232L120 230V229H118V231L117 230H115V231H113L114 229H116ZM149 227V228H148ZM153 227V228H152ZM157 227V228H156ZM164 227V228H163ZM171 227V228H172ZM6 230H5V229ZM11 228V229H10ZM14 228V229H13ZM24 228V229H23ZM91 228V229H90ZM92 228H94V229H92ZM108 228V229H107ZM129 228H130V230H129ZM152 228V229H151ZM179 228V227H178ZM10 229V230H9ZM47 229V230H46ZM53 229H55L54 231H53ZM61 229V230H60ZM79 229V230H78ZM85 229H87V230H85ZM101 229H103V230H105V231H101ZM112 229V230H111ZM128 229V230H127ZM154 229H158L157 231L156 230H154ZM166 229V228H165ZM17 230V231H16ZM20 230H23V231H21L22 233L20 234V235H18L19 233H20ZM74 230V231H73ZM89 230V231H88ZM90 230L92 231L91 233H90ZM93 230H96L97 231V233H95V232H93ZM110 230V231H109ZM119 230H120V233H119ZM167 231H168V228L166 229ZM3 231V232H2ZM8 231L9 232H11V233H13L12 231H16L15 233L16 234H11V233H8ZM18 231H19V233H18ZM30 231V232H29ZM31 231H33V232H31ZM53 231V232H52ZM60 231H62V232H60ZM98 231H99V233H98ZM102 233H101V232ZM115 232V233H113V232ZM131 231H132V233L133 234H130L131 233ZM152 231V232H151ZM156 231V232H155ZM162 231V232H163ZM167 231H166V233H167ZM23 232L25 233V234H23ZM40 232V233H39ZM52 232V233H51ZM76 232V233H75ZM110 232V233H109ZM116 232H118V233H116ZM130 232V233H129ZM148 232V234L146 235V233ZM5 233V234H4ZM31 233V234H30ZM37 233H39V234H37ZM83 233H85V234H83ZM88 233V234H87ZM95 233V234H94ZM101 233V234H100ZM151 233L153 234L154 233V235H152L151 236ZM156 233V234H155ZM10 234V235H9ZM23 234V235H22ZM27 234V235H26ZM37 234V235H36ZM57 234H58V236H57ZM98 234V235H97ZM112 235L113 234V238H112V236H110V235ZM116 234V235H115ZM117 234H119V235H117ZM169 234V233H168ZM17 236V238H15L16 236ZM39 235V236H38ZM54 235H56V236H54ZM77 235V236H76ZM86 235V236H85ZM88 235V236H87ZM90 235V236H89ZM93 235H94V237H93ZM99 235L101 236V237H99ZM122 235L123 236H125L126 235V237L128 238H126V237H123V238H121L122 237ZM131 235V236H130ZM135 237H134V236ZM137 235L139 236V237H137ZM12 236H14V237H12ZM21 236V237H20ZM81 236V237H80ZM97 238H96V237ZM115 236V237H114ZM117 236V237H116ZM121 236V237H120ZM133 236V237H132ZM148 236H149V238H148ZM153 236H154V238H153ZM169 236V237H168ZM40 237V238H39ZM48 237V238H47ZM79 237V238H78ZM133 238V239H131V238ZM140 237H142V238H140ZM146 237H147V239H146ZM13 240H12V239ZM22 238H26V239H22ZM33 238H35V239H33ZM42 238V239H41ZM57 238V239H56ZM60 238V239H59ZM100 238V239H99ZM107 238V239H106ZM118 238H121L120 240L118 239ZM124 238H126V239H124ZM135 238V239H134ZM137 238L139 239L138 240V242H137ZM156 238V239H155ZM69 241H68V240ZM79 239V240H78ZM85 239H87V240H85ZM94 239H96V242H94L95 240ZM104 239V240H103ZM118 239V240H117ZM123 239V240H122ZM142 240V242H141V240ZM11 240V241H10ZM22 240H24V241H22ZM52 240V241H51ZM53 240H54V242H53ZM57 240V241H56ZM65 240V241H64ZM84 240V241H83ZM105 240H107L106 242L107 243H105ZM132 240V241H131ZM134 240H136V241H134ZM148 240H150V241H148ZM44 241V242H43ZM46 241V242H45ZM68 241V242H67ZM70 241H73V242H70ZM87 241V242H86ZM4 242H5V244H4ZM28 242V243H27ZM41 242V243H40ZM91 242V243H90ZM94 242V243H93ZM127 242V243H126ZM135 242H137L136 244H135ZM141 244H140V243ZM148 242V243H147ZM36 243V244H35ZM44 243V244H43ZM58 245H57V244ZM61 243V244H60ZM68 243V244H67ZM97 243V244H96ZM104 245H103V244ZM132 243H134L133 245L135 246V247H133V245H132ZM139 243V244H138ZM142 243H144V244H142ZM43 244V245H42ZM46 244V245H45ZM66 244V245H65ZM94 244V245H93ZM102 244V245H101ZM126 244H127V246H126ZM9 245V246H8ZM28 245V246H27ZM50 245V246H49ZM54 245V246H53ZM68 245V246H67ZM70 245V246H69ZM96 245H98V246H96ZM131 245V246H130ZM158 245H161L160 243L159 244H157V246ZM3 246V247H2ZM8 246V247H7ZM48 246V248H46V247ZM67 246V247H66ZM83 246V247H84ZM145 246H143L141 249H143V248H145ZM157 246H155V247H157ZM21 247V248H20ZM33 249H32V248ZM40 247V248H39ZM53 247V248H52ZM61 247V248H60ZM64 247V248H63ZM70 247V248H71ZM106 247V248H105ZM45 249V251H43L44 249ZM58 248V249H57ZM124 248V249H123ZM27 249H29V250H27ZM35 249V250H34ZM46 249H48V250H46ZM98 249V250H97ZM105 249V250H104ZM121 249H123V250H121ZM152 249L153 248H151V250L150 249H148V250H150L151 251V253H153V251H152ZM114 250V251H113ZM144 250L145 249H143V251L142 250H140L139 249V252L141 253V251L142 252H144ZM57 251V252H56ZM138 251V250H137ZM136 251V252H137ZM150 251H147V252H150ZM20 252V253H19ZM25 252L27 253V254H25ZM29 252V253H28ZM36 254H35V253ZM51 252V253H50ZM110 252H107L105 255H110L111 253ZM116 252H117V255H115L116 254ZM139 252H137V253H139ZM37 253H38V256H37ZM40 253V254H39ZM109 253V254H108ZM131 253H135V251L134 250H132V252ZM145 253V252H144ZM7 254V255H6ZM19 254V255H18ZM121 254V253H120ZM125 254V253H124ZM21 255V256H20ZM115 255V256H114ZM122 255H123V253H122ZM121 255V256H122ZM134 255H136V253L134 254ZM145 255H147V254H145ZM150 255V254H149ZM6 256H8V257H6ZM35 256H36V258H35ZM51 256H53V257H51ZM55 256V257H54ZM58 256H60L58 259H56ZM19 257H23V258H19ZM29 257V258H28ZM32 257V258H31ZM11 258V259H10ZM15 258V259H14ZM16 258H17V260H16ZM65 258V259H64ZM117 258V259H116ZM20 259V260H19ZM34 259V260H33ZM43 259V260H42ZM52 259H54L53 261H50V260H52ZM67 259V261H65ZM2 260H4V261H2ZM22 260H24V262L22 261ZM28 260V261H27ZM56 260V261H55ZM62 260H63V262H62ZM54 261H55V263H54ZM58 261V262H57ZM60 261V262H59ZM82 261H84V262H82ZM108 261H110V262H108ZM111 261H114V262H111ZM117 261V262H116ZM62 262V263H61ZM78 262H80V263H78ZM82 262V263H81ZM98 261H87L86 262V260H82V259H79V261L78 260H76V264L78 263V264H90V263H92V264H99V262L97 263ZM106 262L104 263V264H107ZM100 264H103L102 262H100Z\"/></svg>",
	"mask_w": 264,
	"mask_h": 264
}]
</instances>
